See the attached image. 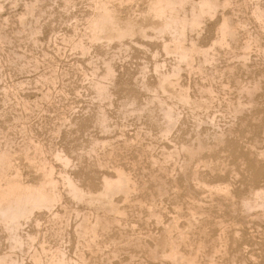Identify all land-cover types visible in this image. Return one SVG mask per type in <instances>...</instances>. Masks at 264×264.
<instances>
[{
    "label": "rangeland",
    "instance_id": "374dc122",
    "mask_svg": "<svg viewBox=\"0 0 264 264\" xmlns=\"http://www.w3.org/2000/svg\"><path fill=\"white\" fill-rule=\"evenodd\" d=\"M34 1V0H33ZM32 0H0V24L2 25V22H3V24L5 25V27H4V25H0V29H2L3 27H4V30H1L0 31V41H1V39H2V42H0V43H2V44H0V153H4L3 154V156L2 155H0V162H1V160H2V162L0 163V164H3V165H5V166H8V164H9V160H10V157H9V155H13V154H24V155H26V152H27V155H31L32 156V158L35 160L36 159V157H37V159H38V163H41L42 161L41 160H43L42 158H43V156H44V159H46L47 158V160H46V165H47V167H46V169L48 168V170H50V168H51V166L50 165H52V168L54 169V174H53V179L55 180L56 178V188L59 190V191H57V189H56V191H57V193L59 192V193H63L64 191H65V186H64V184L62 183V178H60V176L62 177V172H63V167L59 164V162H57L56 160L54 161V157H53V153L56 151V149H57V151L58 150H60V151H63L64 150V152L65 153H67V154H69L70 155V157H71V159H72V163L68 166L69 168L67 169V170H69V171H73L75 174H73V176H74V178H75V180H76V182H77V184L78 185H80V186H84L83 188H85V190L86 191H88V187L87 186H89V191L91 190V192H92V194L90 193L89 194V196H95V194L97 195L100 191L99 190H102L103 189V180H104V177L105 176H115V172H116V169H118V167H120L119 169H123V170H125V172L127 173H131L133 176L131 177V174L129 175L130 176V178H131V182H133V183H131V188H132V191H133V193H132V191H131V193H132V195H131V198H130V196H129V198L128 199H123V194H119L118 196H116V198L118 199L117 200V203L119 202V206L121 205L122 207H123V209H125L126 211L125 212H127V210H128V212H127V216H125V218H126V220H124V222L122 221L121 223L123 224L124 223V225L122 226V224L121 223H117V225H115V224H113V228L111 227V230L113 231H111V234L112 235H118V236H120V235H134V236H138V237H141V239H140V241H141V243L139 242V240L137 239L136 241H135V243L136 244H132V245H127V246H124L122 249H124V252H123V250L121 251L120 250V253L123 255H120V253H115V255L113 254L114 252H112V249H113V247H114V245H112L111 244V246H110V244H106L105 246L106 247H104L103 249H104V251H102V255L103 254H105V255H103V256H101V257H104L103 258V260H102V263L103 264H108L109 262L111 263L113 260V262L112 263H114V264H127L128 262V264H135V263H133L132 262V260H135L136 261V264H143L144 262H145V264H163V262H161L160 260H157V261H151V259H149L148 258V256L146 257L145 256V254H146V246L149 244V243H152L153 242V240H150V238H152L151 237V235H152V233L150 232L151 230H152V232L154 233V236H153V239H154V237H155V239H157V236L156 235H159L158 237L161 239V240H163V238H164V235H165V232H164V234H163V231H165V229H163L168 223H170L169 222V220L171 221V220H173V218L175 217V215L177 216V217H179V219H180V217L181 216H179V215H182V212L184 213L183 215V217H185L183 220L181 219V220H179V221H181L180 222V225H181V228L182 227H184V229L186 230L187 228V223H186V221L185 220H187L186 218H187V216H189V215H186L185 216V214L187 213V214H189L188 212V209H190V205L191 204H189V203H192V204H194V202H196V204L197 203H199V201H200V204H201V202H202V204L204 205H202V208H203V210H204V208H205V210L206 211H209L210 212V209H212V212H210V214L208 213V215H207V213H206V211H205V213H204V211H203V215L201 214V216L199 215V217H200V219H199V217H198V215H197V218H198V220L200 221L199 222V224L201 223V226L200 225H197L196 224V220H195V222H194V226L192 225L191 227H190V230L191 229H195V231H194V233H193V230H191V234H197V235H195V237H193L194 235H191V238H193L192 240H193V243H197V241H199V237H200V235H198V233L200 234V232H201V230H202V227H203V229L204 228H206V224H208L207 225V227L211 224V225H213V223L215 224V222H217V223H219L220 225H224L225 226V223H227V227H224L225 229H227V232L226 231H224V233L226 232L229 236H230V238L229 237H227L228 235L227 234H224V235H222L223 237L225 236V237H227V238H229V240H227V238H223V240H225L226 239V241L228 242H226V241H222V243L224 242V244H229V245H227V247H229V248H231L232 246H233V241L234 242H236V244L234 243V245H236L237 247H239L240 248V251H241V254H243L242 256L241 255H239V256H237L236 257V260H237V262H235V263H233V262H230V264H242L243 262H241V261H244V262H246L247 260H249V261H247L246 263H244V264H263L264 263V256H262V254L264 255V219H259V217L256 215L257 213H256V211L257 210H255V211H250V213L249 212H247L246 213V211L245 210H243V207H242V210H241V207L240 206H242V203L241 202H243V200H244V198H247V197H249L250 195L249 194H251V193H249L248 194V192H251L254 188H256V187H259V186H264V181H263V179H264V177H263V173H264V168H262V167H264V164H263V162H264V160H261L260 162V165H262V167L260 166V171L259 172H262L261 174L259 173V172H257V174L258 175H256V173H255V170L254 169H257L258 168V166H257V168L255 167V166H253V164H252V159H251V161H250V157L247 155V152H246V154L244 153V151H246V149H247V147H248V145H250V142L252 143V134H254V137H255V139H257V141L255 140V139H253V140H255V141H253V143L254 144H256V145H258L259 147H260V149H259V147L257 148V147H255L256 148V150H258V151H260V150H263L264 148L260 145V144H262L264 141H263V139L262 138H264V130L261 128L262 127V124L260 123V122H258V121H260L258 118H256V119H252L251 117H249L248 118V116H244V115H242V116H244V117H242V116H240L239 117V119H240V121L239 122H241V124H242V120H244L243 121V124H245L244 125V127L245 128H251V126H253V128H255V129H253V128H251L252 130H250V136L249 137H251V140H250V138H249V140H248V135H249V133H247V132H249V130H248V128H247V130H245V129H243L242 128V126H241V124L238 122V120L239 119H237L238 118V116H237V114H236V112H234L233 113V111H234V108L236 107V105H238V100L240 99L241 101H246V95H245V93L244 92H242V89H240L239 88V86L242 88V86H249V85H252V83H253V81L254 80H252V78H264L263 76L261 77V75L260 74H262L263 73V71H264V64H263V61H264V59L262 60V58H264L263 57V54H264V41H261L260 43H262V44H260V45H258V46H260V47H255V48H253L254 50L253 51H257V53H253V51L252 52H250V53H252V54H250V56H249V61H247V64H249V63H251V65H252V68H251V65L249 66V65H246V66H249V68L248 67H246L247 69H249V71L251 70V69H254V71H250V72H256V73H252L253 74V76L255 75V74H257L256 76H252V74L250 75L249 74V72H248V70H247V72H246V70L244 71V69H245V65L243 64V59H241L242 61H240L239 60V57L238 56H240V54L242 53V50H241V48L243 47L244 48V45H245V43L247 42H245V37H246V40L249 38V36H250V34L252 35V36H255L256 35V33H257V36L259 37V41L262 39V37L264 38V32H263V30H262V28L260 27V24L252 17V15H251V10H252V7L254 6H256L255 4L256 3H258V5L259 6H262L263 8H264V0H258L256 3L255 2H252V4L254 3V5H252L251 3H248V2H246V0H239L240 2H241V4L239 3V1L238 0H230V2L232 3V6H228V8H226L225 10H224V8H221V7H223L221 4L223 3V0H219V1H221V3H220V5H221V7L219 6V9H218V11H217V13L218 14H216L214 17H209V16H207L204 20H203V27L202 28H204L203 30H202V28H199L198 29V31H196V30H193V31H191L190 30V32L188 33V36H187V41L188 42H190V40H191V36H193L192 37V39L194 38L196 41H197V43H198V45L200 46V47H204V48H209L210 46H212L213 45V43H214V41H216L215 39H217V37H218V35L219 34H217L216 32H218V28H219V26H220V24H221V22H222V20H223V14H221V12L223 11V13L225 12L227 15H230V14H232V15H234V17L232 16V15H230V18L232 19V20H236V21H233V22H237V23H239V22H241V21H245V20H247V19H249V18H251V20L249 19L248 21H245L246 22V29H244V30H239V32L237 33V35H236V37H235V40H232V42H231V46H230V48L232 47V49L233 48H235V46H236V48L233 50L235 53H237V54H234V52L230 49V48H227V49H224L226 52H229V53H224V50H221V49H223L224 47H221V49L219 48V47H216V49L215 50H213V56L214 57H212V59H211V61L210 62H204V60L201 58V57H199V60H198V58H197V61H196V69L199 67V69H197L196 70V72L195 73H193V72H191L190 70H189V68H187V67H183V69H182V71H181V80H180V84L182 85V86H187V85H189V87H190V93H191V96L193 97V101L195 100V101H198L199 99L201 100V98H204V96L203 95H205L203 92H200L202 89L200 88V86L202 85H209V86H211V87H213V90H214V95L217 93H219L218 95H215V97H216V99H215V103L213 104V109L211 110V112L209 113L212 117H214L215 118V120H213V121H211L210 120V118H208V116H207V113L205 112V111H199V110H194V108L190 111L189 109H191L192 107H190V105L188 104H183V107H182V104L179 102L178 104H177V100L173 97V96H170L169 94H166L165 95V93H163V91L160 89V85H159V78L161 77V74L162 73H166V72H169V71H171L175 66H172V65H176V63H177V57L174 55V54H167V53H165V51H164V49H163V47L162 46H160V44L162 43L161 41H163V40H170L172 37H171V35L170 34H163V33H160L159 31L157 32V31H154V29L153 28H151V27H149L148 26V29L149 28H151V29H147V33H148V35H149V38H150V40H149V38H147V37H142L141 35H139V34H137L134 38L132 37V38H127L129 41H126L127 39H125V40H123V41H121L118 37H116V36H112V38L111 39H109V38H107V37H105V40L103 39V35H105L104 33H105V31H106V29H105V25L103 26V24H105V22H103L104 21V19H103V17H104V15L103 16H100V14L102 15L103 13H104V9H103V5L105 4L104 2H108V1H106V0H91V2H90V0H75V2H73L74 0H72V3L69 5L67 2H68V0H35V2H33ZM95 1V2H94ZM102 1H104V2H102ZM125 1H126V4H125ZM129 1H131V0H129ZM128 0H121V1H119V0H117V1H113L114 3L113 4H115V2H116V4H115V6H118V5H120L121 3L122 4H124V5H120L121 7H119V9L120 10H122L121 12H122V14L123 15H130V16H132L131 15V12H132V14H134V16H136V17H139L140 19L143 17V15L142 14H144V11H145V7L148 5V1H150V0H133V2L131 1V2H129ZM136 1V2H135ZM140 1V2H139ZM192 1V3H195V2H197L198 0H194V2H193V0H191ZM236 1V2H235ZM245 1V2H244ZM263 1V2H262ZM29 2H30V4H29ZM31 2H33V3H36V4H38V7L37 8H35L34 9V7H36L35 6V4H31ZM99 2V3H98ZM119 2V3H118ZM124 2V3H123ZM135 2V3H134ZM237 3V5L235 4V3ZM40 3V4H39ZM104 3V4H103ZM241 5H239V4ZM245 3H248V4H250L251 6L249 7V5L248 4H245ZM63 4H65V5H67L66 6V8H64V6H63ZM100 4V5H99ZM102 4V5H101ZM112 4V3H111ZM128 4V5H127ZM132 5V7H131V5ZM147 4V5H146ZM234 4L236 5V6H234ZM29 7H28V6ZM33 7H32V6ZM41 5V6H40ZM73 5H74V7H73ZM76 5H78V6H76ZM97 5H98V7H97ZM231 5V4H230ZM240 6V8H238L239 6ZM245 5H246V7H245ZM39 6L42 8H39ZM69 6V7H68ZM100 6H101V8H100ZM129 7V8H127V7ZM142 6H144V7H142ZM234 6V7H233ZM247 6H248V8H247ZM30 8V7H32L33 8V10L35 11H32V12H34L33 13V15H32V13L28 10V9H26V8ZM123 7V8H122ZM135 7V8H134ZM137 7V8H136ZM139 7V8H138ZM230 7H232V8H230ZM242 7H245L244 9L242 8ZM67 8H70V11H69V9H68V11L67 10H65V9H67ZM72 8V9H71ZM130 8H132V10L130 9ZM236 10V12H234L235 10ZM242 8V9H241ZM250 8V9H249ZM45 10V12H44V10ZM96 9H98L99 10V12H97L98 10H96ZM234 10V11H232V10ZM249 9V10H248ZM25 10H27L26 12H27V14H26V12H25ZM41 10V12H42V10H43V13H41V15H40V12H38V11H40ZM124 10L126 11V12H124ZM129 10H130V12H129ZM239 11V13H238V11ZM95 11H96V13H98V14H96L95 13ZM136 11V12H135ZM143 11V12H142ZM219 11H221V12H219ZM242 13H241V12ZM247 11H248V13H247ZM250 11V12H249ZM24 12V13H23ZM28 12H29V14H28ZM245 12V13H244ZM130 13V14H129ZM241 13V14H240ZM243 13H244V16L246 17H244L243 16ZM250 14L251 16H249L248 17V15L247 14ZM26 16H25V15ZM91 14V15H90ZM185 14V12H182L181 13V15H184ZM237 14H238V16H237ZM246 14V15H245ZM29 15L31 16L32 15V17H29ZM96 15V16H95ZM141 15V16H140ZM235 15H236V17H235ZM25 17V19L23 20V18ZM35 16H37V17H35V21H36V19H37V23L35 24V21H34V17ZM38 16H39V18H38ZM41 16V17H40ZM97 16H100L101 18L99 19V17H98V19H99V21H98V19L96 18ZM26 17H28V18H26ZM80 17V18H79ZM245 19H244V18ZM33 18V19H32ZM94 18V19H93ZM212 18V19H211ZM214 18V19H213ZM22 19V21H19V20H21ZM32 19V20H31ZM78 19V20H77ZM97 19V20H96ZM238 19H240V21H238ZM30 20L32 21L31 23H30ZM96 20V21H95ZM24 21V25L25 26H27V30H26V28L25 29H23V22ZM29 21V22H28ZM92 21H95V22H92ZM102 21V22H101ZM217 23H216V22ZM255 23L254 25H253V23ZM256 21V22H255ZM33 22H34V24H33ZM38 22H39V27H40V25H41V29L38 27ZM96 22H98L99 23V25L98 26H96L95 27V23ZM209 22V23H208ZM215 22V23H214ZM249 22H250V24H249ZM89 23V24H88ZM92 23H94V24H92ZM206 23V24H205ZM258 25H257V24ZM27 24V25H26ZM30 24V25H29ZM216 24V25H215ZM249 24V25H248ZM35 25V26H34ZM94 26L95 28H91V26ZM101 25V26H100ZM24 26V27H25ZM28 26H30V28L28 27ZM32 26H34V28H32ZM75 26H77V28H75V31H74V28L73 27H75ZM90 26V27H89ZM92 26V27H93ZM100 26V27H99ZM259 26V27H258ZM38 27V28H37ZM98 27V29L99 30H97L96 28ZM102 27V28H101ZM104 27V28H103ZM249 27V28H248ZM251 27H253L252 29L253 30H251ZM254 27H256V28H254ZM258 27V28H257ZM22 28V29H21ZM35 28H37V29H35ZM211 28V29H210ZM248 28V29H247ZM30 29L32 30H35V31H30ZM104 29H105V31H104ZM251 30V32L252 33H246V32H250V30ZM260 30L261 32H263V33H261L260 31H258V30ZM97 30V31H96ZM100 30H101V32L102 33H99L100 32ZM202 30V32H200ZM258 32H257V31ZM3 31V32H2ZM21 31V32H20ZM27 31H30V32H27ZM95 31V32H94ZM152 31H154V32H152ZM242 31H244V33L242 32ZM32 32H33V34H32ZM92 32H94V33H92ZM200 32V33H199ZM7 33V34H6ZM9 33V34H8ZM28 33H30L31 35H28ZM34 33H36V34H34ZM96 33L98 34V35H96ZM199 33V34H198ZM255 33V34H254ZM86 34V35H85ZM94 34H95V36H94ZM101 34V35H100ZM240 34H241V36L244 38H242V37H239L240 36ZM245 34V35H244ZM260 34V35H259ZM1 35H2V38H1ZM5 35H7V37H5ZM11 36V39H10V36ZM14 37H13V36ZM31 36V37H28V36ZM100 35V39L98 40V37H96V36H99ZM139 35V36H138ZM154 36V38H153V36ZM160 35V37H161V35L163 36V37H161V39H163V38H165V39H163V40H161L160 39V37L158 38V36ZM198 35V36H197ZM214 35V36H213ZM247 35V36H246ZM27 36V37H26ZM32 36H33V38H32ZM69 36V37H68ZM89 36L90 37H92V36H94L95 38H97V40H95V38L94 37H92L91 39H92V41H91V39L89 38ZM152 36V37H151ZM156 36V37H155ZM22 37V38H21ZM25 37V39H23ZM66 37V38H65ZM88 37V38H87ZM102 37V38H101ZM116 39H115V38ZM197 37H199V38H197ZM238 37V38H237ZM5 38V39H4ZM6 38H9L10 40H8V39H6ZM12 38H17L16 40L14 39H12ZM21 38V39H20ZM32 38V40H30ZM106 38L107 39H109V40H106ZM113 38H114V41H113ZM143 38V39H142ZM156 38L158 39V40H156ZM214 38V39H213ZM237 38V39H236ZM240 38V39H239ZM80 39L82 40V44L86 47V45H87V47L89 48V51L87 52V48H86V51H85V47L84 46H82V44H81V41H80ZM103 39V40H102ZM117 39H119V40H117ZM141 39H142V41H141ZM213 39V40H212ZM11 40H13V41H11ZM101 40V41H100ZM132 40H134V43H133V41ZM137 40V42H135ZM236 40H237V42H238V40H239V43H236ZM262 40H264V39H262ZM77 41H79L80 42V44L81 45H75V44H79V42L77 43ZM96 41V42H95ZM100 41V42H99ZM108 41H110L109 43H108ZM151 41H152V43H151ZM234 41V42H233ZM244 41V42H243ZM88 42V43H87ZM95 42V43H94ZM118 42H119V44L121 45H119L118 44ZM143 42V43H142ZM150 42V43H149ZM153 42L154 43H156V42H158L159 44H156V46H154V45H150V44H153ZM243 42V43H242ZM8 43V44H7ZM89 43H92V44H89ZM98 43V44H97ZM105 43V44H104ZM108 43V44H107ZM148 43V45H146ZM212 43V44H211ZM125 44H127V46L128 47H131V48H128ZM140 44H144V45H140ZM203 44V45H202ZM210 44V45H209ZM235 44V45H234ZM237 44H239V45H237ZM77 46L76 48H75V46ZM89 45V46H88ZM95 45V46H94ZM130 45V46H129ZM134 45V46H133ZM146 45V46H145ZM242 45V46H241ZM261 45H263L262 47H261ZM2 46V47H1ZM80 46H81V49H79L80 48ZM107 46H109V47H107ZM118 46V47H117ZM147 46H149V47H147ZM159 46V47H158ZM206 46V47H205ZM209 46V47H208ZM239 48H238V47ZM240 46H241V48H240ZM83 47V48H82ZM103 47V48H102ZM120 47V48H119ZM149 48V50H147V49ZM237 48L239 49V50H237ZM242 48V49H243ZM158 49V50H157ZM261 50L260 52H261V56H259V51L258 50ZM216 50L218 51V52H216ZM228 50H230V51H232V52H230V51H228ZM236 50L238 51V52H236ZM241 50V51H240ZM243 50H245V49H243ZM18 51V52H17ZM83 51H85L84 53H83ZM158 51V52H157ZM221 53H220V52ZM17 52V53H16ZM153 52H155V53H153ZM214 52H216V53H214ZM13 53H14V55H13ZM20 53H22V54H20ZM83 53V54H82ZM221 54V56H220V54ZM231 53H232V55L234 56V58L236 59L237 57H238V62L240 63V65H239V63L237 62V61H235V59L234 58H232L231 57ZM99 54V55H98ZM224 54V55H223ZM24 55H26V56H24ZM94 55V56H93ZM211 55V56H212ZM229 57H228V56ZM235 55H237L236 57H235ZM260 57L259 59H258V57ZM18 56V57H17ZM170 56V57H169ZM217 56V57H216ZM226 56V57H225ZM253 56H256L255 58H252ZM18 58L17 59V62H15V60L16 59H12V58ZM19 57H20V59H19ZM24 59H23V58ZM96 57V58H95ZM156 57V58H155ZM173 57V58H172ZM218 57H220V58H218ZM225 57V58H224ZM228 57V58H227ZM22 58V59H21ZM94 58V59H93ZM175 58V59H174ZM216 58H217V60H216ZM231 58V59H230ZM37 59V60H36ZM93 59V60H92ZM155 59V60H154ZM172 59V60H171ZM227 59V60H226ZM233 59V60H232ZM260 59H261V61H260ZM40 60V63L38 62ZM90 60V61H89ZM110 62H108V61ZM158 60H159V63H163L165 66L164 67H162L160 70H162V71H160V72H157L156 70H155V63L157 62L158 63ZM224 60H225V62H224ZM252 60V61H251ZM23 61H25V62H23ZM37 61V62H36ZM93 61H94V63H93ZM156 61V62H155ZM198 61H202L203 63H205V64H202V62L199 64L198 63ZM233 61V62H232ZM253 61L255 62V63H253ZM258 61H260V63L258 62ZM234 62H236V63H238V64H236V63H234ZM241 62H242V64L244 65H242L241 64ZM249 62V63H248ZM21 63H22V65H21ZM39 63V64H38ZM108 63V64H107ZM146 63V64H145ZM170 63V64H169ZM214 63V64H213ZM226 63H228V64H226ZM234 63V64H233ZM253 63V64H252ZM26 64V65H25ZM93 64H94V66H95V69H94V67H93ZM96 64V65H95ZM105 64V65H104ZM112 64H113V66H112ZM197 64H199V65H197ZM259 64V65H258ZM146 67V68H143L144 66ZM228 67H227V66ZM231 65L234 67V68H237V67H239V69L241 70V72H240V70H238V68L235 70V69H233V71L232 72H230L229 70L230 69H232V67H231ZM255 65V66H254ZM257 65V66H256ZM36 66V67H35ZM209 66H210V68H209ZM213 66V67H212ZM216 66L218 67V68H216ZM225 66V67H224ZM258 66H259V69H258ZM262 66V67H261ZM34 67V68H33ZM78 67H79V70H77L78 69ZM106 67V68H105ZM109 67H111V68H113L114 69V71H115V74H114V76L112 77V78H110L109 80H108V83H110V84H108L109 85V88H111V93L107 96V98L106 97H104V96H102V97H100V95L97 93V91H96V87H95V82L97 83L99 80H101L103 77H104V73H105V71H106V69L107 68H109ZM200 67H201V69H200ZM204 67V68H203ZM205 67H206V69L207 70H209V72L208 71H206V72H204V70H205ZM208 67V68H207ZM231 67V68H230ZM254 67H256V68H254ZM84 68V69H83ZM96 68H97V70H96ZM187 68V69H186ZM214 69V70H210V69ZM230 68V69H229ZM75 69H76V71H75ZM92 69V70H91ZM143 69V70H142ZM204 69V70H203ZM217 69V70H216ZM227 71H226V70ZM256 69H258V70H260V69H262V73L261 72H257L258 70H256ZM117 70V71H116ZM145 70V71H144ZM165 70V71H164ZM185 70L187 71V72H185ZM202 70V71H201ZM239 72H238V71ZM53 71H55V72H53ZM95 71V72H94ZM144 71V72H143ZM198 71H200V72H198ZM214 73V74H212V72ZM218 71H220V72H218ZM226 71V72H225ZM235 71H237V72H235ZM261 71V70H260ZM146 72V73H145ZM157 72V73H156ZM197 72L199 73V74H197ZM202 72V73H201ZM211 72V73H210ZM225 73V74H223V73ZM229 72H230V74H229ZM235 72V73H234ZM84 73V74H83ZM139 73H142V75L140 76V74ZM200 73H201V75L204 77H202V76H200ZM233 73V78H232V76H231V74ZM243 73V74H242ZM250 75V77H251V79L249 78H246V77H248L249 75ZM259 73V74H258ZM52 74V75H51ZM88 74V75H87ZM95 74V75H94ZM98 74V75H97ZM160 74V75H159ZM192 74V75H191ZM193 74H194V76H193ZM210 76H209V75ZM220 74H222V75H220ZM227 74H229V75H227ZM238 74H240L239 76H241V78H244V80L243 79H241L240 80V78H239V82H242V83H238ZM244 74H246L245 76H243ZM51 75V76H50ZM84 75H85V78H84ZM96 75H97V77H96ZM102 75H103V77H102ZM116 75V76H115ZM143 75H144V81H146L147 80V84H149V85H151L150 87H153V89L151 88H147V87H145V89H143L144 88V85H143V83H142V81H141V78L143 77ZM189 75V76H188ZM198 75V76H197ZM206 75V76H205ZM218 75H220L219 77H218ZM237 75V76H236ZM46 76V77H45ZM136 76V77H135ZM156 76V77H155ZM158 76H160L159 78H158ZM214 76V77H213ZM223 76V78H221ZM228 76V77H227ZM236 76V77H235ZM260 76V77H259ZM45 77V78H44ZM138 77V78H137ZM139 77H140V79H139ZM208 77H210V78H208ZM227 77V78H226ZM229 77H231V79L229 78ZM50 78V79H49ZM53 78V79H52ZM88 78V79H87ZM91 78V79H90ZM93 78V79H92ZM95 78H97V79H95ZM135 78H136V80L137 81H135ZM187 78V79H186ZM202 78V80L201 81H203V82H201L200 81V79ZM215 78V79H214ZM47 80V82H46V80ZM55 79V80H54ZM159 79V80H158ZM204 79V80H203ZM208 79V80H207ZM214 79V80H213ZM222 79V80H221ZM226 79H229V80H226ZM49 80H54V81H49ZM91 80H92V82H91ZM139 80V81H138ZM190 82H189V81ZM216 80H217V82H216ZM244 82H243V81ZM248 82H247V81ZM264 80V79H263ZM83 81V82H82ZM95 81V82H94ZM113 81H116L115 83L113 82ZM199 83H197V82ZM205 81H208V84H207V82H205ZM212 81V83H210ZM213 81H215V82H213ZM221 81H223V82H221ZM226 82V84H225V82ZM229 81H231L229 84H231V87H230V85L228 84V82ZM234 81H236V83H234L233 84V82ZM252 81V82H251ZM73 82V83H72ZM93 82H94V84H93ZM192 82H194V84L192 83ZM219 82V83H218ZM48 83V84H47ZM197 83V84H196ZM210 83V84H209ZM218 83V84H217ZM93 84V85H92ZM138 84V85H137ZM142 84V85H141ZM146 84V85H147ZM201 84V85H200ZM212 84V85H211ZM223 84H225V85H227L226 86V91H225V89H224V85L222 86ZM235 84H237V85H235ZM246 84V85H245ZM91 85V86H90ZM113 85H114V87H113ZM196 85H199V86H196ZM239 85V86H238ZM17 86V87H16ZM83 86V87H82ZM87 86V87H86ZM94 86V87H93ZM201 86V87H202ZM219 86V87H218ZM220 86H221V88H220ZM229 86V87H228ZM236 87L237 89L239 88V90H237L236 88H234V87ZM66 87V88H65ZM89 87V88H88ZM113 87V88H112ZM139 87V88H138ZM142 87V88H141ZM154 87H155V89H154ZM193 87V88H192ZM198 87V88H197ZM223 87V88H222ZM71 88V89H70ZM82 88H84V89H82ZM115 88V90H113ZM156 88H158V89H156ZM217 88V89H216ZM232 89V90H229V91H227L228 89ZM7 89V90H6ZM16 89V90H15ZM75 89H77L76 91L78 92V93H76V91H75ZM138 89H140V90H138ZM191 89H193V90H191ZM197 91H196V90ZM201 89V90H200ZM219 89V90H218ZM13 90V91H12ZM46 90V91H45ZM74 90V91H73ZM79 90V91H78ZM142 90V91H141ZM147 90H148V92H147ZM153 90H155L154 92H153ZM195 90V92L193 93V91ZM222 90V91H221ZM224 90V91H223ZM233 90H234V92H233ZM12 91V92H11ZM72 91V92H71ZM93 91V92H92ZM96 91V92H95ZM137 91V92H136ZM14 92V93H13ZM83 92V93H82ZM128 92H131V94L129 93V95L130 96H128L129 98H124V93L126 94V93H128ZM199 93V95H198V93ZM216 92V93H215ZM222 92H224V93H222ZM226 92H227V94H226ZM230 92V93H229ZM13 93V94H12ZM46 93V94H45ZM96 93H97V95H96ZM157 93H159L160 95H158ZM161 93H163V95L161 94ZM201 93H203V94H201ZM241 94V96H240V94ZM43 94V95H42ZM78 94V95H77ZM147 94H148V96H147ZM201 94V95H200ZM222 95V97L224 98V99H222V97H221V95ZM224 94H225V96H224ZM40 95V96H39ZM47 95V96H46ZM50 97H49V96ZM128 95V94H127ZM195 95V96H194ZM234 95H236V97L234 96ZM246 97H245V96ZM262 95V96H261ZM43 98H42V97ZM46 96V97H45ZM133 96H135L136 97V100H137V102H133V100L135 99H133L132 97ZM138 96V97H137ZM170 96V99L168 98H166V97H169ZM206 96V95H205ZM259 96H260V98H263L264 97V95L263 94H259ZM259 96H258V102H260L261 101V99H259ZM49 97V98H48ZM201 97V98H200ZM207 97V96H206ZM220 99H219V98ZM227 99H226V98ZM234 97H235V99H234ZM239 97H241V98H239ZM245 97V99H242V98H244ZM40 98H42V101L40 100ZM47 98V99H46ZM138 98H139V100H138ZM145 98H147V99H145ZM154 98V99H153ZM163 99L164 98V100H162L163 101V103L159 100L158 101V99ZM229 98V99H228ZM238 100H237V99ZM102 99V100H101ZM108 99V100H107ZM174 99V100H173ZM197 99V100H196ZM257 99V98H256ZM45 100H47V101H45ZM72 100V101H71ZM124 100V101H123ZM148 100V101H147ZM166 100V101H165ZM222 102H221V101ZM223 100H225V101H223ZM228 100V101H227ZM233 101L234 103V107L232 106V103L230 102V101ZM262 100H264V98L262 99ZM24 101H27L26 102V104H25V102ZM103 101H105V102H103ZM139 101V102H138ZM155 101V102H154ZM236 101V102H235ZM240 101V102H241ZM24 102V103H23ZM30 102V103H29ZM45 102V103H44ZM48 102V103H47ZM121 102H122V104H121ZM144 102V103H143ZM152 102V103H151ZM154 102V103H153ZM175 102V103H174ZM218 102V103H217ZM231 103V105H229V103ZM23 103V104H22ZM50 103V104H49ZM126 103H128V104H126ZM141 103V104H140ZM222 103V104H221ZM225 103H227V106H226V104ZM63 104V105H62ZM126 104V105H125ZM145 104H146V106H145ZM161 106H160V105ZM167 104L169 105V106H175L176 107V110L178 111L177 113L180 115V113H181V115H182V112H183V115H182V117H181V115H180V118L182 119L183 117L184 118H186V119H188L187 121H186V119H182L183 121H186V124L185 123H182V120H181V123L180 124H178L173 130H172V132L170 133V135H169V137L168 136H162V133H161V130H162V128H163V126L165 125V108L167 107ZM177 104V105H176ZM220 104V105H219ZM260 104H262L263 105V108H264V104H263V102L261 101L260 102ZM259 104V108H258V111H263V108L261 109V105ZM23 105H25V106H23ZM54 105V106H53ZM62 105V106H61ZM124 105V106H123ZM152 105V106H151ZM165 105V106H164ZM224 106L223 107V109H225V110H223L222 109V106ZM26 106H28V109H26ZM56 106H58V107H56ZM61 106V107H60ZM68 106V107H67ZM103 106V107H102ZM134 106V107H133ZM145 108H144V107ZM188 108H187V107ZM218 108H217V107ZM219 106H221V107H219ZM25 107V108H24ZM67 107V108H66ZM136 107V108H135ZM143 107V108H142ZM151 107V108H150ZM155 107V108H154ZM178 107V108H177ZM190 107V108H189ZM104 108V109H103ZM150 110H149V109ZM216 108V109H215ZM226 108H227V110H226ZM57 109H59V110H57ZM121 109V110H120ZM133 109H135V110H133ZM144 109H146V110H144ZM148 109V110H147ZM160 109V110H159ZM162 109V110H161ZM165 109V110H164ZM179 109V110H178ZM182 109H185V110H182ZM229 109V110H228ZM260 109V110H259ZM124 110V111H123ZM144 110V111H143ZM153 110V111H152ZM181 110V111H180ZM219 110V111H218ZM221 110V111H220ZM29 111V112H28ZM98 113H97V112ZM99 111H100V113H99ZM105 111V112H104ZM138 111V112H137ZM180 111V112H179ZM189 111H190V113H189ZM195 111V112H194ZM222 111L225 113H222ZM145 113V115L146 116H144V113ZM150 113V115H151V117H152V115H153V117L151 118L150 117V115H149V113ZM151 112H153V114L151 113ZM158 112H160V113H158ZM229 112V113H228ZM62 113V114H61ZM66 113H67V115H66ZM102 113H104V114H102ZM130 113H132V114H130ZM142 113V114H141ZM154 113H155V115H154ZM158 113V114H157ZM193 113V114H192ZM231 113V114H230ZM139 114V115H138ZM191 114V115H190ZM194 114H196V116L194 115ZM224 114V115H223ZM235 114V115H234ZM98 115H100V116H102V115H104L105 116V118H106V120L103 122V124L102 123H100V122H98L99 120H97L98 119V117H100V116H98ZM142 115V116H141ZM194 115V116H193ZM199 115V116H198ZM202 115V116H201ZM207 117H206V116ZM218 115L220 116V117H218ZM221 115H222V117H221ZM232 115V116H231ZM63 116V117H62ZM66 116V117H65ZM98 116V117H97ZM197 116H198V118H197ZM237 116V117H236ZM90 117V118H89ZM92 117V118H91ZM148 117V119H146ZM155 117V118H154ZM216 117H218V119L216 118ZM227 117H228V119H227ZM107 118H109V119H107ZM202 119V118H204V119H202L203 120V125H204V127H201V126H203V125H201L200 127H198V123H197V119ZM208 118V119H207ZM232 118H236L235 120L238 122V124L239 125H237V122L234 120H232L233 122H234V125H233V122L230 120V119ZM248 119V121H247V119ZM141 119V120H140ZM151 119V123L149 122L148 123V121ZM155 119L156 120V122H155V120L153 121V120ZM192 119V120H191ZM250 119H252V120H250ZM109 120V121H108ZM148 120V121H147ZM162 120V121H161ZM189 120H190V122H189ZM210 120V121H209ZM218 120H219V122H218ZM223 120V121H222ZM225 120H226V122H225ZM107 121V122H106ZM152 121L154 122L153 124H152ZM194 121V122H193ZM204 121H205V124H204ZM222 121V122H221ZM229 121H231L230 122V124H228V122ZM245 121H247V122H245ZM96 122V123H95ZM159 124H158V123ZM163 122V123H162ZM193 122V124H191ZM209 122V123H208ZM245 122V123H244ZM250 122H251V125H250ZM252 122H258V124H260V125H258L257 123V126L258 127H256V124L255 123H253V124H255V125H253L252 124ZM64 123V124H63ZM100 123V124H99ZM195 123H197V124H195ZM224 125H223V124ZM99 124V125H98ZM108 125V127H106L107 125ZM111 124V125H110ZM155 124H156V126H155ZM185 124V125H184ZM187 124H189V125H187ZM191 124V125H190ZM195 124V125H194ZM211 124V125H210ZM216 124V125H215ZM222 124V125H221ZM59 125V126H58ZM97 125V126H96ZM181 125V126H180ZM227 125H229V126H227ZM249 125V126H248ZM57 126L59 127V128H57ZM100 126H101V128H100ZM111 126V127H110ZM185 128H184V127ZM187 126H189V128L187 129L186 127ZM191 126V127H190ZM193 126V127H192ZM215 126H217V127H215ZM219 126V127H218ZM222 126H224V127H222ZM230 126H231V129L233 130V132L235 133V131H236V133L235 134H233V132L231 131V129H229L230 128ZM236 126H238L239 127V129H241V131L243 132V130H244V132L243 133H246L247 134V139H245L246 137L245 136H242L243 134L242 133H240L241 131L236 127ZM261 126V127H260ZM98 127V128H97ZM159 127V128H158ZM195 127V128H194ZM198 127V128H197ZM222 127V128H221ZM234 127H236L237 129H235ZM103 128V129H102ZM179 128V129H178ZM182 129V131H184V132H181V129ZM204 128H206V130H208L207 132H206V130L204 129ZM211 129V131H212V129H214L213 131H212V133H211V131H210V129ZM217 130H216V129ZM221 128V129H220ZM257 128H259V130L261 129L262 130V132H261V130L259 131ZM60 129V130H59ZM178 129V130H177ZM195 129V130H194ZM201 129H204L203 131H204V133L203 132H201V134L203 135V137L205 136V137H207L206 135H207V133H208V138H211V137H213V135H215L217 132L216 131H219L218 133H222L223 135H224V137L226 138V140L228 141V139H229V137H232L233 136V138H231V139H233V142L236 140V142H234V143H232V141H230V139H229V144L231 143V145H230V149L228 150V153L226 154V152H224L223 153V149L222 148H220L216 153H208V152H205V153H203V155H204V157H203V162H204V160H206V158L205 157H207V159H208V157H210L209 158V160L212 158V159H214L213 161H215L216 160V158L218 157V158H223L222 160H224L225 161V163L228 161H230L229 162V168L227 167L225 170V174H224V171L222 172L221 171V173H218V172H216L215 170H214V172L215 173H213V171L211 172V170H209V169H212V168H209L208 169V167H204L205 165L204 164H200V160H196L195 161V165H196V162L198 161V163H197V165L195 166L194 165V167L196 168L197 166H199V168H201V170L200 169H198V167H197V169L199 170V172H201V174H204V180L206 181V183L207 184H209V187H206L204 190H207L208 188H214V187H210V185H212V186H217V185H222V184H225L224 182H222V181H225V182H227V183H229L230 184V188H231V195H230V197H231V199L230 198H225L224 200H223V198H222V196L221 195H219V194H216L215 192H213L212 194H210L211 192H209V190L210 189H208V191H205L206 193L207 192H209V193H207V197L205 196L206 194H204L205 192H204V190L203 191H200L199 190V192H196V191H193V185L194 184H192V183H190V182H188V181H185V178H184V171H182L183 169H180V165H181V162H182V164L184 163V160L187 158V157H184V156H187L186 155V153L181 149L182 148V146L183 145H185V144H189V143H193V142H195V139H196V137H197V135L199 136L200 135V130ZM226 129H229V131H226ZM235 129V130H234ZM54 130H55V132H54ZM177 130V131H176ZM192 130V131H191ZM221 130H224V131H221ZM176 131V132H175ZM190 131H191V133H192V135H191V133H190ZM196 131V133H194ZM202 131V130H201ZM209 131H210V135H209ZM251 131H252V133H251ZM256 131H258L259 133V135L257 134V132ZM54 132V133H53ZM226 132H227V134H226ZM231 132V133H230ZM238 132V133H237ZM254 132V133H253ZM177 133V134H176ZM180 133V134H179ZM213 133H215V134H213ZM239 133H240V135H239ZM55 134H56V136H55ZM140 134V135H139ZM186 134V135H185ZM206 134V135H205ZM238 134V135H237ZM246 134H244V135H246ZM260 134H263V137L262 136H260ZM137 135H138V139H137ZM202 135H200L201 137H202ZM260 136L259 138H258V136ZM28 136H30V137H28ZM96 136V137H95ZM211 136V137H210ZM240 137V140H238V138ZM257 136V137H256ZM127 137V138H126ZM129 137H130V139H129ZM241 137H245L244 138V140H247V141H243L242 142V138ZM28 138H30V139H28ZM31 138H32V140H31ZM99 138H102L101 140L99 139ZM109 138H110V140H109ZM167 138H169V139H167ZM174 138V139H173ZM188 138H189V140H188ZM235 138H237V139H235ZM95 139H97V141L99 142L97 145H95V142L94 141H96ZM105 139V140H104ZM108 139V140H107ZM125 139H126V141H125ZM142 139V140H141ZM182 139H183V142H182ZM235 139V140H234ZM260 141H259V140ZM262 139V140H261ZM6 140V141H5ZM25 140H27L26 142H25ZM29 140V141H28ZM102 140H104L103 141V143H102ZM108 142H110V143H107V141ZM135 140V141H134ZM185 140V141H184ZM187 140V141H186ZM40 141V142H39ZM125 141V142H124ZM172 141V142H171ZM241 141V142H240ZM260 143H259V142ZM262 141V142H261ZM22 142H23V144H22ZM28 142V144H26ZM33 142H35V144L33 143ZM37 142V143H36ZM38 142H39V145H41V146H38L37 144H38ZM131 142H133V143H131ZM189 142V143H188ZM247 144H246V143ZM256 142V143H255ZM9 143V144H8ZM42 143V144H41ZM105 143V144H104ZM126 143H128V144H126ZM178 143V144H177ZM185 143V144H184ZM242 143H244V144H246V145H242ZM25 144V145H24ZM33 146H32V145ZM92 144V145H91ZM112 144H114V146L112 145ZM117 144V145H116ZM119 144H121V145H119ZM132 144V145H131ZM164 144H165V146H164ZM176 144V145H175ZM232 144H233V147H232ZM264 144V143H263ZM21 145H22V147H21ZM27 145V146H26ZM29 145V146H28ZM43 145V146H42ZM94 145V146H93ZM101 145V146H100ZM103 145L105 146L104 148H103ZM109 145H112L114 148H112V146H109ZM128 145V146H127ZM133 145H135L134 147H133ZM143 147H142V146ZM236 145H238V146H236ZM8 146H10L9 148H8ZM35 146H37V147H35ZM92 146V147H91ZM97 146V147H96ZM100 146V147H99ZM109 146V147H108ZM115 146H120V147H118V150H116L117 149V147H115ZM127 148H126V147ZM146 146H148V147H146ZM152 146V147H151ZM171 146V147H170ZM181 146V147H180ZM241 146V147H240ZM242 146H243V149L244 150H242L241 148H242ZM245 146V147H244ZM16 147H18V148H16ZM25 147H26V149H25ZM29 147H30V149H32L33 148V150L31 151L30 149H29ZM46 147V148H45ZM56 147V148H55ZM99 147V148H98ZM123 147V148H122ZM131 148V149H129V148ZM240 147V148H239ZM261 147H262V149H261ZM16 148V149H15ZM20 148V149H19ZM23 148H24V150H23ZM38 148V149H37ZM42 148V149H41ZM89 148V149H88ZM91 148V149H90ZM96 148L98 149V150H96ZM144 148V149H143ZM175 148H180L181 150H179V153H177V155H176V157L174 158V159H172L171 161H167V160H165V157L163 156V151L164 150H173V149H175ZM237 148L239 149V150H241L242 152H243V155H242V153L240 154V155H242L243 157L245 156V160H243V157H241L240 155H239V153H240V151L239 150H237ZM5 149H6V152H10L9 154L8 153H6L5 152ZM7 149H8V151H7ZM20 150V151H18V152H16L15 150H14V152L12 151V150ZM27 149L30 151H27ZM34 149H37V150H34ZM39 149H41L42 150V156H41V151L39 150ZM47 149V150H46ZM93 149H95V150H93ZM99 149H101V150H99ZM123 151H122V150ZM126 149V150H125ZM128 149V150H127ZM234 149H236V151H239V152H237V154L239 155V156H236V155H233L234 153H236V152H234L233 153V150ZM4 150V151H3ZM26 150V151H25ZM53 150V151H52ZM70 150V151H69ZM72 150V151H71ZM89 150V151H88ZM102 150H104V151H102ZM111 150H113V151H111ZM121 150V151H120ZM130 150H132V151H130ZM143 150H145L144 152H143ZM163 150V151H162ZM248 150V149H247ZM22 151V152H21ZM40 151V152H39ZM45 153H44V152ZM46 151H48V152H46ZM88 153H87V152ZM114 152L115 154H117L116 156H115V154H114V158L115 159H111L108 163H111V161H112V163H114V164H112L113 166H111V164H105V165H101V164H98V163H100L99 162V160H101V157H102V155L105 153V154H107V152H108V154H110L111 152ZM25 152V153H24ZM35 152L37 153V154H35ZM98 152V153H97ZM99 152H100V154H99ZM123 152V153H122ZM222 152V153H221ZM6 153V154H5ZM11 153H13V154H11ZM29 153V154H28ZM72 153V154H71ZM83 153H85V154H83ZM95 153V154H94ZM231 153H233L232 155H231ZM8 154V155H7ZM34 154H35V156H34ZM45 154V155H44ZM80 154H81V156H80ZM92 154L94 155V156H92ZM97 154L98 155H101L100 157H97ZM107 154V155H108ZM37 155V156H36ZM88 155H91V156H88ZM139 155H141V156H139ZM180 155V156H179ZM202 155V156H203ZM209 155V156H208ZM222 155V156H221ZM233 157H231V156ZM7 156V157H6ZM28 156V157H29ZM47 156V157H46ZM212 156V157H211ZM230 156V157H229ZM236 156V157H235ZM249 157V159H248V157ZM2 157H3V159H2ZM5 157H6V159H7V161H5L6 159H5ZM40 157H42L41 159H40ZM151 157H153V158H151ZM154 157H157V158H155L154 159ZM214 157V158H213ZM241 157V159H242V161H241V159H239V158ZM247 157V158H246ZM31 157H29V160H30V162H35V163H37L36 161H37V159H36V161H34L33 159H30ZM100 158V159H99ZM117 158V159H116ZM120 158V159H119ZM179 158V159H178ZM185 158V159H184ZM230 158V159H229ZM236 158V159H235ZM238 158V159H237ZM5 159V160H4ZM40 159V160H39ZM98 159V160H97ZM158 159V161H154V160H157ZM160 159V160H159ZM182 159H183V161H182ZM229 159V160H228ZM246 159H248L249 161H247ZM120 160V161H119ZM175 162H174V161ZM177 160H179V161H177ZM4 161H5V164H4ZM140 161V162H139ZM210 161H212V160H210ZM98 162V163H97ZM158 162V164H156ZM161 162H163L164 164H161ZM168 162H170V164L168 163ZM176 163V164H174V163ZM202 162V163H203ZM227 162V163H228ZM246 162H248V165H246L245 163ZM51 163V164H50ZM74 163V164H73ZM155 163V164H154ZM231 163H233V164H235V169H236V167L238 168V170L236 169V170H232L231 169V166H233ZM242 163H243V165H244V167H248V169H247V167L244 169V167H243V169L245 170H243L242 172H241V168H242ZM251 163V164H250ZM48 164H50V165H48ZM73 164V165H72ZM141 164V165H140ZM180 164V165H179ZM101 165V167H98V166H100ZM120 165H122V166H120ZM155 165H156V167H155ZM160 165H161V168H163V169H167L168 170V172H166L168 175L167 176H169V174H170V176L169 177H167V181H166V184L164 185V186H166V187H164L165 188V195L163 194V195H161V194H158V189H156V188H158V183H156V181L153 179V177L152 176H154V175H161L162 173H165V171L163 170H161V168H160ZM173 165V166H172ZM203 165V166H202ZM242 165V166H241ZM249 165H252V167H254V168H252L251 167V169L249 168L250 166ZM49 166H50V168H49ZM60 166H61V168H60ZM110 166V168H111V170L108 168ZM116 166H118V167H116ZM158 166H159V168H158ZM171 166H172V168H171ZM178 166H179V168H178ZM55 167V168H54ZM175 167V168H174ZM203 167V168H202ZM116 168V169H115ZM156 168V169H155ZM204 168H206V169H204ZM262 168V169H261ZM115 171H114V170ZM173 169V170H172ZM174 169H175V171H174ZM250 169V170H249ZM56 170V171H55ZM60 170L62 171V172H60ZM129 170V171H128ZM166 170V171H167ZM174 171V172H172V171ZM180 170L183 172V174H182V172L181 173H179L180 172ZM251 170L255 173H253V174H251V175H249V172L248 171H250L251 172ZM263 170V171H262ZM152 171V172H151ZM159 171V172H158ZM179 171V172H178ZM231 171H233L232 172V176H230L231 174H230V172ZM236 171H238L240 174H242L243 176H241V178L243 177L245 180H241V178H240V180L239 179H236V178H238V177H240V175L238 174V172H237V176H236ZM246 171H247V175H246ZM155 172H156V174H155ZM158 172V173H157ZM204 172H206V173H204ZM219 172H220V170H219ZM27 174H28V176L26 177V179L27 180H30V181H36V179L38 180V177H37V175L34 173V172H29V171H27L26 172ZM30 173V174H29ZM58 173H61V174H58ZM127 173V174H128ZM213 173V174H212ZM218 173V174H217ZM252 173V172H251ZM36 176H35V175ZM59 176H58V175ZM79 174V175H78ZM106 174V175H105ZM154 174V175H153ZM177 174H180V175H177ZM214 175V176H212V175ZM221 174V175H220ZM234 174V175H233ZM78 175V176H77ZM176 175V176H175ZM210 175V176H209ZM218 175V176H217ZM252 175H253V178H252ZM259 175H261V177H263V179L262 178H260V176ZM80 176V177H79ZM104 176V177H103ZM183 176V177H182ZM217 176V177H216ZM224 176V177H223ZM227 176V177H226ZM251 178H250V177ZM256 176V178H254ZM34 177H35V179H34ZM78 177V179H76ZM136 177L138 178V179H136ZM155 177V176H154ZM210 177V178H209ZM219 177V178H218ZM222 177V178H221ZM230 177L232 178H234V180H232V179H230ZM89 178V179H88ZM176 178V179H175ZM178 178V179H177ZM218 178V179H217ZM221 178V179H220ZM229 178V179H228ZM248 178H250V179H252V180H249ZM79 179H80V181H79ZM86 179V180H85ZM136 181H134V180ZM145 179V180H144ZM175 179V180H174ZM182 179V180H181ZM214 179H216V180H214ZM224 179V180H223ZM235 179L237 180V181H239V182H237V181H235ZM254 179H255V182L257 183L256 184V186H254V184H255V182H254ZM257 179V180H256ZM259 179H261L260 181H259ZM57 180H59L60 182H57ZM100 180V181H99ZM178 180V181H177ZM184 181L185 182V184H182V182L181 181ZM210 180V181H209ZM247 180H248V182L250 181V183L251 184H249L248 182H247ZM140 181V182H139ZM148 183H147V182ZM181 183H180V182ZM212 181V182H211ZM219 181V182H218ZM243 181H244V183H243ZM137 184L138 183V185H136L135 183ZM172 182H174V183H172ZM176 182H179V184L178 183H176ZM188 182V183H187ZM216 182V183H215ZM234 182H236L235 184V186H234ZM241 182V183H240ZM247 182V183H246ZM81 183H85L84 185L83 184H81ZM101 185H100V184ZM240 183V184H239ZM244 185H243V184ZM252 183H254V184H252ZM262 184L263 183V185H260V184ZM63 184V185H62ZM134 184H135V186H136V188H134L135 186H134ZM145 186H144V185ZM173 186H171V185ZM178 184V185H177ZM188 184H191V186H189ZM214 184V185H213ZM232 184H233V187H232ZM139 185H142L141 186V188L143 189V191L141 192V190H139V188H140V186ZM168 185H170V186H168ZM182 186V185H184V186H182L183 188H181V189H183L184 190V187H185V185H187L186 186V188L187 189H185V191H183V193L184 194H182L181 195V192H182V190L179 188L180 186ZM252 186V187H250V186ZM64 186V187H63ZM86 186V187H85ZM154 186V187H153ZM175 186H178V188H175ZM215 186V187H216ZM237 186H238V188H239V190L237 189V192L240 194H238L237 192H236V190H234L233 188L234 187H236L237 188ZM248 186V187H247ZM91 187V188H90ZM100 187H102L101 189H99ZM156 187V188H155ZM167 187H168V190H167ZM169 187H171V190L169 189ZM190 187H192V188H190ZM245 187V188H244ZM96 188V189H95ZM150 188H152V189H150ZM174 188V189H173ZM235 188V189H236ZM240 188H241V190H240ZM243 188H244V190H243ZM250 188V189H249ZM63 189H64V191H63ZM154 189V190H153ZM173 189V190H172ZM176 189H178V190H176ZM179 189H180V191H179ZM93 190V191H92ZM134 190H137V193H136V191H134ZM149 190V191H148ZM150 190H151V193H152V195L153 194H155L156 196L157 195H159V196H157L155 199L153 198V196L151 195V193H150ZM176 190V191H175ZM94 191H95V193H94ZM139 191H140V193H139ZM169 191V192H168ZM177 192L178 193V195L177 194H175V192H174V194L172 193V192ZM190 191H191V193L192 194H195V195H192V198H191V195H190ZM241 191L244 193L243 195H245L244 197L241 195L242 193H241ZM98 192V193H97ZM144 192V193H143ZM154 192V193H153ZM179 192H180V194H179ZM197 193V195H196V193ZM202 192V193H201ZM232 192L234 193V195H235V199H236V201L235 202H231L233 205H231V204H229V202L230 201H232L234 198V196L232 195ZM246 192V193H245ZM169 193H171V194H169ZM199 193V194H198ZM216 194V196L214 195V197L215 198H213L214 199V202L213 201H211V199H212V197L211 196H213V194ZM237 193V194H236ZM133 194H135V195H133ZM142 194V195H141ZM143 194H145V195H143ZM168 194H169V196L170 197H172L173 198V200H172V198H169V196H168ZM173 194V195H172ZM202 194H204V197L205 198H201L200 196ZM210 194V195H209ZM139 195V196H138ZM160 195L162 196L161 198H160ZM172 195V196H171ZM181 195V197H179ZM187 195V197L188 196H190L189 198L190 199H188L187 197H185V198H182V197H184V196H186ZM209 195V196H208ZM218 195V196H217ZM237 195H239L238 197H237ZM246 195H247V197H246ZM134 196V198H132ZM138 196V199H135L136 197ZM168 196V197H167ZM203 196V195H202ZM221 198H220V197ZM96 197V196H95ZM120 197V198H119ZM142 197V198H141ZM147 197H149V198H147ZM197 197V198H196ZM204 201H201L200 200V198ZM209 197H211V199H209V200H206V199H208ZM224 197V196H223ZM239 198V199H237V198ZM243 197V198H242ZM63 198H64V196H63ZM141 198V199H140ZM148 200H147V199ZM159 198L160 199H162V200H160L159 202H161V203H159L158 202V200H159ZM187 198V199H186ZM196 198V200H194V199ZM131 199H132V201H131ZM146 199V200H145ZM150 199L152 200L151 202H148V201H150ZM157 199V200H156ZM182 199V201L184 202V199L186 200V201H188L187 203H188V205H189V207H187L188 205H187V203H183L182 201H180ZM193 200V201H190V200ZM199 201H198V200ZM230 199V200H229ZM234 199V200H235ZM240 199H242L241 201H240ZM123 200V201H122ZM127 200V201H126ZM134 200H136V201H134ZM139 200L140 201H143V202H140V204H139ZM145 200V201H144ZM153 200H156V202L155 201H153ZM163 200H164V203H163ZM171 200H172V202H171ZM177 200V201H176ZM180 202H182L183 204H184V206H183V204L182 203H180ZM219 200V201H218ZM222 200V201H221ZM239 201V203H241V204H237V206H236V202L238 203V201ZM88 201V203L86 204V202ZM97 200H94V202L93 203H91V201H90V199L88 198L87 200H85V201H83V202H75V201H64L63 202V204L64 205H62L63 206V208H62V206H61V203H58L55 207H54V210H57V212H59V213H61V214H63L62 216H64V224L66 225V226H64L65 228H66V230H64V232H65V234H66V241H64L63 242V246H65L66 248H67V250H68V255H67V257H69V253H70V256H73V258L75 257L74 255L75 254H73V253H75V251L74 250H77L78 249V246L77 245H80V243L82 244V242H84V237H83V229H81L80 227H78L79 225H80V223L82 222V217H83V214H87V215H91L92 214V212H94L92 215V217H96V215L95 214H97V216L98 215H100V214H103L104 215V210L103 211H101L102 209L101 208H98V206L96 205V202ZM134 201V202H133ZM168 201V202H167ZM185 201V202H186ZM206 201V202H205ZM215 201H217L216 203H215ZM224 201V202H223ZM225 201H226V203H225ZM72 202V203H71ZM85 202V203H84ZM129 204H128V203ZM147 202V203H146ZM153 202H155L154 204H153ZM158 202V203H157ZM171 202V203H170ZM179 203V204H176V203ZM208 202H210V203H208ZM211 202H213L212 204H213V206L214 207H212L211 205ZM219 202V203H218ZM220 202H222V205L225 207H223L222 205H219L220 204ZM228 202V203H227ZM91 203V205L89 206V204ZM130 203L132 204V206H130ZM134 203H135V205H137V207L136 206H134ZM144 205H142V204ZM151 205H150V204ZM162 203H163V205H162ZM176 205H180V208H181V206L183 207L182 209H180L179 208V206H175V204ZM224 203H225V205L227 206V204H229V205H231V206H229V207H233L234 206V204H235V206L237 207V208H229L228 206L226 207L225 205H224ZM93 204H94V207H93ZM152 204L153 205H155V207L153 206V208L151 207L152 206ZM160 205V206H157V205ZM206 204V205H205ZM207 204H211V205H207ZM216 204V205H215ZM219 205V207L220 206H222V207H218V205ZM61 206V208H60V206ZM67 205V206H66ZM83 205V206H82ZM85 205V206H84ZM127 207V209H126V207ZM146 205V206H145ZM147 205H149L150 207H148ZM164 205H165V210H163V211H165V212H163L161 209H164ZM187 205V206H186ZM87 206V207H86ZM92 206V207H91ZM156 206H157V208L159 207L160 209H156ZM163 206V207H162ZM175 206V207H174ZM186 206V207H185ZM192 206V205H191ZM216 206H217V209H219V211H220V213H219V211H216L217 209H216ZM68 207H69V209H68ZM77 207H79V208H77ZM88 207H89V209H88ZM125 207V208H124ZM136 207V208H135ZM168 209H167V208ZM238 207H240V213L238 212ZM67 208V209H66ZM75 210H74V209ZM81 208V209H80ZM97 208H98V210H97ZM130 208H134V209H130ZM141 208H143V210L141 209ZM147 208H151V209H148L147 210ZM175 210H174V209ZM180 210H179V209ZM226 208H229L230 210V215H232V216H228V210L226 209ZM85 209V210H84ZM155 211H154V210ZM167 209V210H166ZM178 209V210H177ZM187 209V210H186ZM225 210V214L228 216H226V215H224L223 216V211ZM232 209L234 210L233 212H232ZM236 209H237V212H236ZM70 212V217L67 215V213H68V211ZM71 210V211H70ZM82 210V211H81ZM88 210H90V211H88ZM96 210L98 211V213L96 212ZM133 210H134V212H133ZM150 210V213H151V210H152V212L154 211L155 213H159V214H166V216H168L169 214V216L170 217H165L163 214V220H164V222L162 221V219L159 221L158 220V222H161L160 224L158 223V225H157V219H155L154 218V216H152V219H151V216H150V213L148 214V211ZM157 210V211H156ZM159 210H161V211H159ZM184 210H186L187 212L185 213L184 212ZM223 210V211H222ZM77 211H79V213L77 212ZM166 211H168V212H166ZM180 211H181V213H180ZM244 213V218L242 217L243 215V213ZM67 212V213H66ZM80 212H81V214H80ZM85 212V213H84ZM91 212V213H90ZM101 212V213H100ZM130 212L132 213V214H130ZM136 212V215L135 214H133V213H135ZM161 212V213H160ZM175 212H179L180 214H173V213H175ZM216 214V215H220L221 217L223 216L224 218H225V216H226V218H229V220L230 219H236L235 221L234 220H230V222L231 221H234V222H240L239 224L237 223H234V222H229L228 220H226V218H225V220H221L220 219V217H218V216H216L214 213ZM254 212V213H253ZM258 212L260 213V212H262V210H258ZM89 213V214H88ZM168 213V214H167ZM173 215H172V214ZM219 213V214H218ZM222 213V214H221ZM235 215L236 214V217L238 218V216L241 214L242 216H241V218H240V216H239V220L233 215V214ZM245 213H246V215H245ZM251 213H252V215H256V216H252L251 215ZM69 214V213H68ZM77 214H78V216H77ZM129 214H130V216H129ZM140 214H142L143 216H145L146 215V218H148L147 220L148 221H146V223H145V219L146 218H142L143 216L142 215H140ZM250 214V215H249ZM140 215V216H139ZM204 215L206 216V218L204 217ZM250 216V218H249V216ZM46 216H48L47 218H46ZM51 216H52V213H50V214H46L45 215V219L42 221L43 223H44V221L46 222V220L49 218H51ZM129 216V217H128ZM134 216H135V218H134ZM173 216V217H172ZM203 216V217H202ZM207 216H210V217H207ZM215 216V217H214ZM68 217V218H67ZM77 217H79V218H77ZM133 219H132V218ZM141 219H144L143 221H141L139 218ZM213 217L215 218V219H213ZM218 217V218H217ZM222 217V219H224ZM231 217V218H230ZM233 217V218H232ZM246 217V218H245ZM248 217V218H247ZM251 217H252V219H251ZM130 218V219H129ZM150 218V219H149ZM168 218V219H167ZM201 218H205V220H201ZM208 218L210 219L211 218V220L212 221H210V220H208ZM217 218V219H216ZM245 219V221H247V223L246 222H243V223H246L247 225H252L253 226V224H254V226H253V228L250 226V227H248L246 224H243L242 223V221L241 220H243V219ZM256 220H254V219ZM48 219V220H49ZM66 219H68V221H66V222H68V223H66L65 222V220ZM218 219H220L221 221H219ZM241 219V220H240ZM248 219V220H247ZM70 220V221H69ZM81 220V221H80ZM129 220V221H128ZM134 220V221H133ZM198 220H197V223H198ZM207 220V221H206ZM214 220H218V221H214ZM80 221V222H79ZM128 221V222H127ZM130 221H133V222H130ZM166 221V222H165ZM203 221H206L205 223H203ZM208 221H210V222H208ZM228 221V222H227ZM250 221V224L248 223ZM254 223H253V222ZM263 223H262V222ZM125 222H127V223H125ZM139 224H138V223ZM142 222V223H141ZM147 222H150V224L149 223H147ZM168 222V223H167ZM172 222V221H171ZM211 222H213V223H211ZM259 222V223H258ZM133 224V225H131V224ZM165 223H167V224H165ZM183 223H184V225H186V226H184L183 225ZM210 223V224H209ZM224 223V224H223ZM228 223H230V225L228 224ZM76 224V225H75ZM120 224H121V226H120ZM134 224H135V227H134ZM148 224L150 225V226H148ZM162 224H163V226H162ZM196 224V225H195ZM203 224H205V225H203ZM218 224V225H219ZM244 225L243 227H245V228H242V227H240V226H242V225ZM257 224V225H256ZM115 225V226H114ZM127 225H128V228H127ZM203 225V226H202ZM217 226V224H215V226H217L218 228L219 227H221V226ZM237 225H239V226H237ZM246 225V226H245ZM260 227H259V226ZM33 223H31L30 224V222H26V224L25 225H23V227H22V231L24 232H22L21 230H20V232L22 233V234H25V233H27L26 231H32L33 229H35V228H33ZM76 226V227H75ZM118 226H120V227H122V228H117L116 229V227H118ZM126 226V228L128 229H123L124 227ZM130 226V227H129ZM133 226V228L131 229V227ZM196 226V227H195ZM200 226V229L198 228ZM205 226V227H204ZM259 228H258V227ZM41 227H42V230H41ZM76 228V230H75V228ZM138 227H140L141 228V231H140V229L138 228ZM146 227H147V229H146ZM148 227H150V228H152V229H149ZM214 227V225L211 227H209V228H207V230L209 229V231H208V234L207 235H210L213 231H214V229L215 230H217L216 228L217 227H214V229L212 230V228ZM229 227H230V229H229ZM234 227H238V228H234ZM239 227H240V229H239ZM257 227V228H256ZM23 228H24V230H23ZM64 228V229H65ZM77 228H78V230H77ZM136 230H135V229ZM198 228V229H197ZM232 228V229H231ZM81 229V231H79ZM116 229V230H115ZM139 229V230H138ZM143 229V230H142ZM144 229H146V231L144 230ZM149 229V230H148ZM161 229H163L162 231H161ZM197 229V230H196ZM224 229V230H225ZM235 229H239V230H237V231H239L238 233H235ZM251 230V232H250V230ZM0 255L2 256V254L4 255V253H5V255L6 254H8L9 255V253H11L12 255H10V256H13L14 258H17V256L19 257V259H22V257L25 259V262L26 263H28V264H30V260H29V258H28V256L25 254V252L23 253L22 251H20V250H13L12 248H11V245H10V240L8 239V238H6L7 237V232H6V230L5 229H2V228H0ZM40 232H41V237L42 236H44V234L46 235V236H48L49 235V232H50V230H49V228H47V226L44 224V226L42 225V226H40ZM49 230V231H48ZM119 230V231H118ZM124 230V231H123ZM131 232H133V233H131ZM133 230H135V231H137V234L133 231ZM199 230V231H198ZM228 230H231V231H228ZM233 230H234V232H233ZM241 230V231H240ZM243 230H244V232H243ZM121 231V232H120ZM147 231H149V232H147ZM197 231V232H196ZM236 231V232H237ZM253 231V232H252ZM255 231V232H254ZM261 231V232H260ZM5 232V233H4ZM76 232V233H75ZM78 232H81V233H78ZM139 232H141V235L143 236H141V235H139ZM143 232H146V234L144 233L143 234ZM159 232L160 233H162L161 235L159 234ZM211 232V233H210ZM235 233V235L237 234V236L238 237H236V238H234V234H229V233ZM243 232V233H242ZM248 234H247V233ZM258 232V233H257ZM80 235V237H79V235ZM121 233V234H120ZM123 233V234H122ZM128 233V234H127ZM147 233H148V235L150 236V237H148L147 236ZM177 233V231H175L174 232V234H176ZM216 232H214L213 233V235L215 234ZM242 233V234H241ZM253 233V234H252ZM262 233V234H261ZM243 234H245V235H243ZM250 234H252L251 236H250ZM212 235V234H211ZM212 235V237H214ZM240 235H242V237L240 236ZM198 236V237H197ZM251 238H250V237ZM79 237V238H78ZM146 237V238H145ZM163 237V238H162ZM208 237V236H207ZM211 237V238H212ZM233 237V238H232ZM239 237H241V239L243 238V241H244V245L247 243H252V247L250 246V244L249 245H241L242 247H244V249L239 245V243L240 242H242V240L239 238ZM253 237V238H252ZM71 238V239H70ZM149 238V239H148ZM194 238H198L197 240L196 239H194ZM255 238V239H254ZM263 238V239H262ZM69 239V240H68ZM78 239V240H77ZM80 239V240H79ZM142 239H144V240H142ZM210 239V236H209V238H208V241H210L209 240ZM237 239H239V240H241V241H239V240H237ZM247 239V241H245ZM147 240V241H146ZM214 240V242H216V238H214L213 239ZM80 241H82V242H80ZM229 241H230V243H229ZM237 241H239V242H237ZM250 241V242H249ZM255 241V242H254ZM257 241H259V243H262L261 245L263 246H261L260 244L259 245H257ZM9 242V243H8ZM211 242V241H210ZM246 242V243H245ZM138 243H140V244H138ZM145 243V244H144ZM164 243V244H163ZM161 245L162 246H160L161 247V249H160V247L158 248L159 249V251L161 252V250H163L162 248H165L166 246H167V244L165 243V241L163 242ZM8 244H9V246H8ZM75 244H77L76 246H75ZM138 244V245H137ZM144 244V245H143ZM211 243H209V245H210ZM242 244H243V242H242ZM256 244V245H255ZM141 246V249L144 247V249H140L139 247ZM165 245V246H164ZM239 245V246H238ZM108 246H109V248H108ZM164 246V247H163ZM247 246H248V248H247ZM254 246V247H253ZM259 248H258V247ZM127 247V248H126ZM250 247H251V249H250ZM257 247V248H256ZM138 248V249H137ZM252 248H254V249H252ZM262 248V249H261ZM12 249V250H11ZM207 249H208V247H207ZM245 249H246V251H247V253H246V251H245ZM250 249V250H249ZM258 249H260V251L262 252V250H263V252L262 253H260V251L258 250ZM128 250L129 252H127L126 253V251ZM140 250V251H139ZM143 250H145L144 252H142ZM209 250V249H208ZM253 250H256V251H259V253L258 252H253ZM135 251H136V255H135ZM8 252V253H7ZM108 252H109V256H108ZM132 252V253H131ZM133 252H134V254H133ZM141 253V254H138V253ZM243 252V253H242ZM253 253V255H255V256H253L252 254L250 255V253ZM16 255H15V254ZM142 253H143V255H142ZM247 255H246V254ZM255 253V254H254ZM106 254H107V256H106ZM114 256H116V254L118 255L117 256V259H116V257H114ZM129 254H131V255H129ZM133 254V255H132ZM21 255V256H20ZM23 255V256H22ZM26 255V256H25ZM134 255H135V257H134ZM139 257H138V256ZM244 255H245V257H244ZM113 256V257H112ZM129 256H131V257H129ZM250 258H249V257ZM251 256H252V258H254L253 260H252V258H251ZM107 257H108V259H107ZM121 257V258H120ZM143 258V259H146L145 261H143V259H142V263H139L138 262V260L139 259H132L131 260V258ZM203 257V256H202ZM201 257V258H202ZM205 257V256H204ZM203 257V258H204ZM241 259H239V258ZM248 257V258H247ZM255 257H256V260H255ZM70 258V257H69ZM69 258H68V260H69ZM112 258H114V259H112ZM202 258V259H203ZM208 258V257H207ZM207 258H204L205 260H207ZM246 260H245V259ZM111 260V261H107V260ZM118 259H123V260H121L122 262H120V260H118ZM130 259V260H129ZM204 259H203V264L205 263V261H204ZM251 259V260H250ZM259 259V260H258ZM129 260V261H128ZM217 260H218V258H217ZM70 261V260H69ZM71 263L70 264H73L74 262H73V259H71ZM106 261L108 262V263H106ZM146 261H147V263H146ZM252 261H255V262H252ZM259 261V262H258ZM105 262V263H104ZM138 262V263H137ZM140 262H141V260H140ZM252 262V263H251ZM111 263V264H112ZM98 264V263H97ZM181 264H183V263H181Z\"/></svg>",
    "mask_w": 264,
    "mask_h": 264
},
{
    "label": "bare ground",
    "instance_id": "6f19581e",
    "mask_svg": "<svg viewBox=\"0 0 264 264\" xmlns=\"http://www.w3.org/2000/svg\"><path fill=\"white\" fill-rule=\"evenodd\" d=\"M33 1V0H32ZM41 1V0H40ZM65 1V0H64ZM98 1V0H97ZM106 1H108V2H104V1H102V2H104L103 4V9H104V13L101 15L100 14V16H103L104 15V17H103V19H104V21L103 22H105V24H103V26L105 27V29H106V31H105V29H104V31H105V35H103V39L105 40V37H107V38H109V39H111L112 38V36H116V37H118L121 41H123V40H125V39H127V38H134L137 34H139V35H141L142 37L144 36V37H147V38H149V35H148V33H147V29H148V26L149 27H151V28H153L154 29V31H159L160 33H163L164 35L167 33V34H170L171 35V39L170 40H163V39H165V38H163V39H161V37H163L162 35H161V37H160V35L158 36V38L160 37V39L161 40H163V41H161L162 43L160 44V46H162L163 47V49H164V51H165V53H167V54H174L176 57H177V63H176V65L174 64V65H172V66H175L171 71H169V72H166V73H162L161 74V77L160 76H158V78L160 79H158L159 80V85H160V89L163 91V93H165V95L166 94H169L170 96H173L178 102H177V104L180 102L181 104H182V107H183V104H189L190 105V107H192L191 109H189L190 111L194 108V110L196 111V110H201V111H205L206 113H207V116H208V118H210V120L211 121H213V120H215V118L214 117H212L209 113L211 112V110L213 109L212 107H213V104L216 102L215 101V99H216V97H215V95H218L216 92V94L214 95V90H213V87H211V86H207V85H201L200 86V88L202 89H200L201 91L200 92H203L205 95H203L204 96V98H201V100L199 99L198 101H193V97L191 96V93H190V87H189V85H187V86H182L181 84H180V80H181V71H182V69H183V67H187V68H189V70L191 71V72H193V73H195L196 72V70L197 69H199V67L196 69V61H197V58H198V60H199V57H201L203 60H204V62H210L211 61V59H212V57H214L212 54V52H213V50H215L216 49V47H219L220 49H221V47H224L223 49H221V50H224V49H227V48H230V46L232 45L231 44V42H232V40H235V37H236V35H237V33L239 32V30L241 29V30H244V29H246V22L245 21H248L249 19L251 20V18H249V19H247V20H245V21H241V22H239V23H235V22H233V21H236L235 19L234 20H232L231 18H230V15H232V14H230V15H227L225 12L223 13V11L221 12V11H219V12H221V14H223L222 16H223V20H222V22H221V24H220V26H219V28H218V32H216L217 34H219L218 35V37H217V39H215L216 41H214V43H213V45L212 46H208L209 48H204V47H200L199 45H198V43H197V41L193 38L192 39V37L193 36H191V40H190V42H188L187 41V36H188V33L190 32V30L191 31H193V30H196V31H198V29L199 28H202L203 27V20L207 17V16H209V17H214L216 14H218L217 13V11H218V9H219V6L221 7V5L223 6V7H221V8H224V10L226 9V8H228V6H232V3L230 2V0H223V3L220 5V3H221V1H219V0H198L197 2H195V3H192V1L191 0H150V1H148L147 3H148V5L145 7L146 9H145V11H144V14H142L143 15V17L140 19L139 17H136V16H134V14H132V12H131V15L132 16H130V15H123L122 14V10H120L119 9V7H121L120 5L122 4H120V5H118V6H115V4H116V2H115V4H113L114 2V0H106ZM115 1H117V0H115ZM119 1H121V0H119ZM129 1V0H128ZM132 2H133V0H131ZM131 1H129V2H131ZM196 1V0H195ZM232 1V0H231ZM239 1V0H238ZM242 1V0H241ZM258 0H246V2H248V3H251L252 4V2H257ZM261 1V0H260ZM33 2H35V0L33 1ZM33 2H31V4L33 3ZM73 2H75V0L73 1ZM90 2H91V0H90ZM95 2V1H94ZM136 2V1H135ZM134 2V3H135ZM140 2V1H139ZM193 2H194V0H193ZM236 2V1H235ZM234 2V3H235ZM243 2V1H242ZM245 2V1H244ZM263 2V1H262ZM37 3V2H36ZM36 3H33V4H35V6L36 7H34V9L35 8H37L38 7V4H36ZM69 5L72 3V0H68V2H67ZM99 3V2H98ZM112 3V4H111ZM119 3V2H118ZM124 3V2H123ZM239 3L241 4V2L239 1ZM238 3V4H239ZM248 3H245V4H248ZM29 4H30V2H29ZM40 4V3H39ZM73 4V3H72ZM125 4H126V1H125ZM231 4V5H230ZM236 5H237V3H235ZM234 4V6H236ZM239 4V5H240ZM65 4H63V6H64ZM100 5V4H99ZM102 5V4H101ZM122 5H124V4H122ZM128 5V4H127ZM131 5V4H130ZM238 5V6H239ZM249 5V7L251 6L250 4H248ZM252 5H254V3L252 4ZM256 6L254 7H252V10H251V15H252V17L260 24V27L262 28V30H263V32H264V8L262 7V6H259L258 5V3H256L255 4ZM28 6V5H27ZM32 6V5H31ZM41 6V5H40ZM39 6V8H41ZM66 6L67 5H65L64 6V8H66ZM76 6H78V5H76ZM233 6V7H234ZM241 6V5H240ZM240 6L238 7V8H240ZM29 7V6H28ZM33 7V6H32ZM32 7H30L29 9L28 8H26V9H28L31 13H32V15H33V13L35 12L34 10H33V8ZM69 7V6H68ZM73 7H74V5H73ZM97 7H98V5H97ZM127 7V6H126ZM131 7H132V5H131ZM142 7H144V6H142ZM245 7H246V5H245ZM245 7H242L243 9L245 8ZM100 8H101V6H100ZM123 8V7H122ZM127 8H129V7H127ZM135 8V7H134ZM137 8V7H136ZM139 8V7H138ZM230 8H232V7H230ZM241 8V9H242ZM247 8H248V6H247ZM42 9V8H41ZM68 9H69V11H70V8H67V9H65V10H67L68 11ZM72 9V8H71ZM131 10H132V8H130ZM234 9V8H233ZM246 9V8H245ZM250 9V8H249ZM248 9V10H249ZM44 10V9H43ZM43 10H42V12H41V10L40 11H38V12H40V15H41V13H43ZM96 10H98V9H96ZM232 10V9H231ZM235 10V9H234ZM234 10H232V11H234ZM247 10V9H246ZM27 10H25V12H26ZM32 11H34V12H32ZM122 11V12H121ZM127 11V10H126ZM125 10H124V12H126ZM238 11V10H237ZM44 12H45V10H44ZM97 12H99V10L97 11ZM129 12H130V10H129ZM136 12V11H135ZM143 12V11H142ZM182 12H185V14L184 15H181V13ZM234 12H236V10L234 11ZM241 12V11H240ZM243 12V11H242ZM241 12V13H242ZM24 13V12H23ZM46 13V12H45ZM95 13H96V11H95ZM238 13H239V11H238ZM240 13V14H241ZM245 13V12H244ZM244 13H243V16H244ZM247 13H248V11H247ZM246 13V14H247ZM26 14H27V12H26ZM28 14H29V12H28ZM96 14H98V13H96ZM130 14V13H129ZM245 14V15H246ZM25 15V14H24ZM32 15L30 16L29 15V17H32ZM91 15V14H90ZM99 15V14H98ZM248 15V17L249 16H251L250 14H247ZM26 16V15H25ZM96 16V15H95ZM100 16H97L96 18L98 19V17H99V19L101 18ZM141 16V15H140ZM233 17H234V15H232ZM237 16H238V14H237ZM22 17V16H21ZM34 17V16H33ZM35 17H37V16H35ZM35 17H34V21H35ZM41 17V16H40ZM235 17H236V15H235ZM239 17V16H238ZM245 17V16H244ZM243 17V18H244ZM23 18V17H22ZM26 18H28V17H26ZM38 18H39V16H38ZM80 18V17H79ZM246 18V17H245ZM244 18V19H245ZM25 19V17L23 18V20ZM33 19V18H32ZM31 19V20H32ZM94 19V18H93ZM96 19V20H97ZM99 19H98V21H99ZM212 19V18H211ZM214 19V18H213ZM30 20V23L32 22ZM78 20V19H77ZM95 20V21H96ZM206 20V19H205ZM19 21H22V19L21 20H19ZM36 21H37V19H36ZM35 21V24L37 23ZM95 21H92V22H95ZM238 21H240V19H238ZM255 21V22H256ZM29 22V21H28ZM102 22V21H101ZM216 22V21H215ZM214 22V23H215ZM252 22V21H251ZM23 23V29H25L26 28V30L28 29L27 28V26H25L24 25V21L22 22ZM209 23V22H208ZM217 23V22H216ZM253 23V22H252ZM33 24H34V22H33ZM89 24V23H88ZM92 24H94V23H92ZM206 24V23H205ZM249 24H250V22H249ZM248 24V25H249ZM255 23H253V25H254ZM257 24V23H256ZM1 25V24H0ZM2 25H4L3 24V22H2ZM1 25V26H2ZM6 25V24H5ZM5 25H4V27H5ZM27 25V24H26ZM30 25V24H29ZM38 27H39V22H38ZM99 25V23L98 22H96L95 23V27L96 26H98ZM216 25V24H215ZM258 25V24H257ZM25 26V27H24ZM35 26V25H34ZM34 26H32V28H34ZM93 26V25H92ZM91 26V28L93 29V28H95L94 26L92 27ZM101 26V25H100ZM99 26V27H100ZM4 27L2 28V29H0V31L1 30H4ZM29 28H30V26H28ZM37 27V28H38ZM40 27H41V25H40ZM39 27V28H40ZM90 27V26H89ZM103 27V28H104ZM259 27V26H258ZM257 27V28H258ZM37 28H35V29H37ZM74 28V31H75V28H77V26H75V27H73ZM102 28V27H101ZM151 28H149V29H151ZM244 28V29H243ZM249 28V27H248ZM247 28V29H248ZM253 27H251V30H253L252 29ZM254 28H256V27H254ZM22 29V28H21ZM41 29V28H40ZM78 29V28H77ZM97 30H99L98 29V27L96 28ZM148 29V30H149ZM204 28H202V30H203ZM211 29V28H210ZM6 30V29H5ZM4 30V31H5ZM33 30V29H32ZM31 29H30V31H32ZM96 30V31H97ZM202 30L200 31V32H202ZM250 30V29H249ZM251 30H250V32L248 31V32H246V33H252L251 32ZM258 30V29H257ZM256 30V31H257ZM30 31H27V32H30ZM33 31H35V30H33ZM154 31H152V32H154ZM245 31V30H244ZM244 31H242L243 33H244ZM258 31H260V30H258ZM257 31V32H258ZM3 32V31H2ZM21 32V31H20ZM76 32V31H75ZM95 32V31H94ZM94 32H92V33H94ZM199 32V33H200ZM261 32V31H260ZM263 32H261V33H263ZM99 33H102L101 32V30H100V32ZM98 33V34H99ZM198 33V34H199ZM1 34V33H0ZM7 34V33H6ZM9 34V33H8ZM32 34H33V32H32ZM34 34H36V33H34ZM97 33H96V35H98ZM255 34V33H254ZM264 34V33H263ZM28 35H31L30 33H28ZM27 35V36H28ZM86 35V34H85ZM101 35V34H100ZM100 35L99 36H96V37H98V40L100 39L99 37H100ZM138 35V36H139ZM245 35V34H244ZM260 35V34H259ZM10 36V35H9ZM13 36V35H12ZM26 36V37H27ZM94 36H95V34H94ZM94 36H92V37H94ZM105 36V37H104ZM153 36V35H152ZM151 36V37H152ZM198 36V35H197ZM214 36V35H213ZM247 36V35H246ZM5 37H7V35H5ZM14 37V36H13ZM28 37H31V36H28ZM69 37V36H68ZM92 37H90L89 36V38L91 39ZM156 37V36H155ZM239 37H242L241 36V34H240V36ZM1 38H2V35H1ZM22 38V37H21ZM20 38V39H21ZM32 38H33V36H32ZM32 38L30 39V40H32ZM66 38V37H65ZM88 38V37H87ZM95 38V37H94ZM102 38V37H101ZM106 38V40H109V39H107ZM115 38V37H114ZM114 38H113V41H114ZM153 38H154V36H153ZM197 38H199V37H197ZM238 38V37H237ZM236 38V39H237ZM243 38V37H242ZM5 39V38H4ZM6 39H8V40H10L11 39V36H10V39L9 38H6ZM13 40L15 39V38H12ZM17 39V38H16ZM15 39V40H16ZM23 39H25V37L23 38ZM102 39V40H103ZM116 39V38H115ZM119 39H117V40H119ZM143 39V38H142ZM142 39H141V41H142ZM200 39V38H199ZM214 39V38H213ZM212 39V40H213ZM240 39V38H239ZM244 39V38H243ZM262 39H264L263 37H262ZM260 40L259 41V37L257 36V33H256V35L255 36H252L251 34H250V36H249V38L246 40V37H245V45H244V48L243 49H245V50H243L242 48H241V46H240V48H241V50H242V53L240 54V56H238L239 57V60L240 61H242L241 59H243V64L245 65V69H244V71L246 70V72H247V70H248V72H249V74L251 75L253 72H250L251 70L252 71H254V69H251L250 71H249V69H247L246 67H248L249 68V66L251 65V63H249V64H247V61H249V56H250V54H252V53H250V52H252L254 49L253 48H255V47H260V46H258V45H260V44H262V43H260L261 41H264V40ZM13 40H11V41H13ZM18 40V39H17ZM95 40H97V38H95ZM97 40V41H98ZM130 40V39H129ZM128 39L126 40V41H129ZM149 40H150V38H149ZM156 40H158L157 38H156ZM80 41H81V44H82V40L80 39ZM91 41H92V39H91ZM101 41V40H100ZM99 41V42H100ZM133 41V43H134V40H132ZM0 42H2V39H1V41ZM79 41H77V43H78ZM96 42V41H95ZM94 42V43H95ZM110 41H108V43H109ZM135 42H137V40L135 41ZM234 42V41H233ZM244 42V41H243ZM242 42V43H243ZM88 43V42H87ZM107 43V44H108ZM143 43V42H142ZM150 43V42H149ZM151 43H152V41H151ZM236 43H239V40H238V42H237V40H236ZM264 43V42H263ZM0 44H2V43H0ZM8 44V43H7ZM80 44V42H79V44H75V45H81ZM84 44V43H83ZM82 44V46H84ZM89 44H92V43H89ZM98 44V43H97ZM105 44V43H104ZM118 44H119V42H118ZM156 44H159L158 42H156V43H154L153 42V44H150V45H154V46H156ZM212 44V43H211ZM240 44V43H239ZM239 44H237V45H239ZM74 45V46H75ZM120 45V44H119ZM122 45V44H121ZM120 45V46H121ZM126 46H127V44H125ZM140 45H144V44H140ZM146 45H148V43L146 44ZM145 45V46H146ZM203 45V44H202ZM210 45V44H209ZM235 45V44H234ZM89 46V45H88ZM95 46V45H94ZM130 46V45H129ZM134 46V45H133ZM255 46V47H254ZM263 45H261V47H262ZM2 47V46H1ZM77 46H75V48H76ZM85 47V46H84ZM107 47H109V46H107ZM118 47V46H117ZM128 47V46H127ZM132 47V46H131ZM131 47H128V48H131ZM147 47H149V46H147ZM159 47V46H158ZM206 47V46H205ZM238 47V46H237ZM83 48V47H82ZM86 48L88 49L87 50V52L89 51V48L87 47V45H86V47L84 48L85 49V51H86ZM103 48V47H102ZM120 48V47H119ZM235 48H236V46H235ZM235 48H233L232 49V47L230 48L232 51L235 49ZM239 48V47H238ZM237 48V50H239ZM263 48V47H262ZM79 49H81V46H80V48ZM147 49V48H146ZM82 50V49H81ZM147 50H149V48L147 49ZM158 50V49H157ZM236 50V52H238ZM240 50V51H241ZM258 50V49H257ZM85 51H83V53L85 52ZM227 51V50H226ZM225 50H224V53L226 52ZM228 51H230V50H228ZM232 51H230V52H232ZM256 51V50H255ZM255 51H253V53L255 52ZM259 51V56H261L262 54H261V50H258ZM18 52V51H17ZM16 52V53H17ZM158 52V51H157ZM216 52H218L217 50H216ZM216 52H214V53H216ZM220 52V51H219ZM234 52V51H233ZM264 52V51H263ZM82 53V54H83ZM153 53H155V52H153ZM212 53V54H211ZM221 53V52H220ZM219 53V54H220ZM226 53H229V52H226ZM250 53V54H249ZM255 53H257V51L255 52ZM20 54H22V53H20ZM234 54H237V53H235L234 52ZM261 54V55H260ZM13 55H14V53H13ZM99 55V54H98ZM212 55V56H211ZM224 55V54H223ZM24 56H26V55H24ZM94 56V55H93ZM220 56H221V54H220ZM228 56V55H227ZM233 55H232V53H231V57H232ZM237 55H235V57H236ZM257 56V55H256ZM256 56H253L252 58H255ZM18 57V56H17ZM170 57V56H169ZM217 57V56H216ZM226 57V56H225ZM224 57V58H225ZM229 57V56H228ZM227 57V58H228ZM238 57L236 58L237 60H238ZM258 57V56H257ZM263 57H264V54H263ZM23 58V57H22ZM21 58V59H22ZM96 58V57H95ZM156 58V57H155ZM173 58V57H172ZM218 58H220V57H218ZM232 58H234V56L232 57ZM241 58V59H240ZM260 57H258V59H259ZM12 59H16L15 60V62H17V59L18 58H12ZM19 59H20V57H19ZM24 59V58H23ZM94 59V58H93ZM92 59V60H93ZM175 59V58H174ZM231 59V58H230ZM235 59V58H234ZM235 59V61H237ZM264 58H262V60H263ZM37 60V59H36ZM155 60V59H154ZM172 60V59H171ZM213 60V59H212ZM216 60H217V58H216ZM227 60V59H226ZM233 60V59H232ZM90 61V60H89ZM108 61V60H107ZM239 61V62H240ZM252 61V60H251ZM260 61H261V59H260ZM260 61H258L259 63H260ZM23 62H25V61H23ZM37 62V61H36ZM39 63H40V60L38 61ZM109 62V61H108ZM156 62V61H155ZM202 62V61H201ZM200 61H198V63L200 64L201 63ZM224 62H225V60H224ZM233 62V61H232ZM238 62V61H237ZM238 62V63H239ZM38 63V64H39ZM93 63H94V61H93ZM110 63V62H109ZM234 63H236V62H234ZM233 63V64H234ZM238 63H236V64H238ZM253 63H255L254 61H253ZM252 63V64H253ZM41 64V63H40ZM108 64V63H107ZM146 64V63H145ZM170 64V63H169ZM199 64H197V65H199ZM202 64H205V63H203L202 62ZM214 64V63H213ZM226 64H228V63H226ZM241 64H242V62H241ZM242 64V65H243ZM261 64V63H260ZM263 64H264V61H263ZM21 65H22V63H21ZM26 65V64H25ZM96 65V64H95ZM105 65V64H104ZM239 65H240V63H239ZM243 65V66H244ZM246 65H249V66H246ZM259 65V64H258ZM23 66V65H22ZM112 66H113V64H112ZM144 66V65H143ZM165 65L163 64V63H159V60H158V63L156 62L155 63V70L157 71V72H160V71H162V70H160L162 67H164ZM227 66V65H226ZM241 66V65H240ZM255 66V65H254ZM257 66V65H256ZM264 66V65H263ZM36 67V66H35ZM93 67H94V69H95V66H94V64H93ZM213 67V66H212ZM225 67V66H224ZM228 67V66H227ZM232 67V69H230ZM231 67L229 68L230 70V72H232L233 71V69H237L238 68V70H240L239 69V67H237V68H234L232 65H231ZM262 67V66H261ZM34 68V67H33ZM106 68V67H105ZM143 68H146L145 66L143 67ZM186 68V69H187ZM204 68V67H203ZM208 68V67H207ZM209 68H210V66H209ZM216 68H218L217 66H216ZM251 68H252V65H251ZM254 68H256V67H254ZM84 69V68H83ZM200 69H201V67H200ZM258 69H259V66H258ZM258 69H256V70H258ZM77 70H79V67H78V69ZM92 70V69H91ZM96 70H97V68H96ZM143 70V69H142ZM204 70V69H203ZM210 70H214V69H210ZM217 70V69H216ZM226 70V69H225ZM237 70V71H238ZM261 70V71H260ZM260 70H258L257 72H261L262 73V69H260ZM75 71H76V69H75ZM117 71V70H116ZM145 71V70H144ZM143 71V72H144ZM165 71V70H164ZM202 71V70H201ZM206 71H208L209 72V70H207L206 69V67H205V70H204V72H206ZM227 71V70H226ZM225 71V72H226ZM237 71H235V72H237ZM53 72H55V71H53ZM95 72V71H94ZM156 72V73H157ZM185 72H187L186 70H185ZM198 72H200V71H198ZM197 72V74H199ZM212 72V71H211ZM210 72V73H211ZM218 72H220V71H218ZM230 72H229V74H230ZM234 72V73H235ZM239 72V71H238ZM240 72H241V70H240ZM146 73V72H145ZM202 73V72H201ZM201 73H200V76H202L201 75ZM215 73V72H214ZM213 72H212V74H214ZM223 73V72H222ZM254 73H256V72H254ZM253 73V74H254ZM84 74V73H83ZM114 74H115V71H114V69L113 68H111V67H109V68H107L106 69V71H105V73H104V77H103V75H102V79L101 80H99L97 83L95 82V87H96V91H97V93L100 95V97H102V96H104V97H106L107 98V96L111 93V88H109V85L108 84H110V83H108V80L110 79V78H112L113 76H114ZM140 74V76L142 75V73H139ZM223 74H225V73H223ZM229 74H227V75H229ZM243 74V73H242ZM248 74V73H247ZM248 74V75H249ZM253 74H252V76H253ZM259 74V73H258ZM52 75V74H51ZM50 75V76H51ZM88 75V74H87ZM95 75V74H94ZM98 75V74H97ZM97 75H96V77H97ZM160 75V74H159ZM192 75V74H191ZM209 75V74H208ZM220 75H222V74H220ZM220 75H218V77L220 76ZM226 75V74H225ZM240 74H238V83H242V82H239V78H240V80L241 79H243L244 80V78H241V76H239ZM246 74H244L243 76H245ZM250 75L248 76V77H246V78H250L251 79V77H250ZM257 74H255L254 76H256ZM261 75V77L264 75V71H263V73L262 74H260ZM116 76V75H115ZM189 76V75H188ZM193 76H194V74H193ZM198 76V75H197ZM206 76V75H205ZM210 76V75H209ZM230 76V75H229ZM231 76H232V78H233V73L231 74ZM237 76V75H236ZM235 76V77H236ZM253 76V77H254ZM258 76V75H257ZM256 76V77H257ZM46 77V76H45ZM44 77V78H45ZM136 77V76H135ZM156 77V76H155ZM203 77V76H202ZM214 77V76H213ZM228 77V76H227ZM226 77V78H227ZM260 77V76H259ZM264 77V76H263ZM84 78H85V75H84ZM138 78V77H137ZM144 75H143V77L141 78V81H142V83H143V85H144V88L143 89H145V87H149L150 89L152 88L153 89V87H150L151 85H149V84H147L146 82H147V80L146 81H144ZM204 78V77H203ZM208 78H210V77H208ZM221 78H223V76L221 77ZM230 79H231V77H229ZM50 79V78H49ZM53 79V78H52ZM88 79V78H87ZM91 79V78H90ZM93 79V78H92ZM95 79H97V78H95ZM139 79H140V77H139ZM187 79V78H186ZM215 79V78H214ZM213 79V80H214ZM224 79V78H223ZM264 79V78H263ZM262 78H252V80H254L253 81V83H252V85H249V86H242V88L239 86V88L240 89H242V92H244L245 93V95L247 96H245L247 99H246V101H241L240 99L238 100L237 98V100H238V105H236V107L234 108V111H233V113L234 112H236V114H237V116H238V118L237 119H239V117L240 116H242V115H244V116H248V118L249 117H251L252 119H256V118H258L260 121H258V122H260L261 124H262V129L264 130V108H263V105L262 104H260V102L262 101L263 102V104H264V100H262L263 98H260V96H259V94H263L264 95V80H263ZM46 80V79H45ZM55 80V79H54ZM54 80H52V81H54ZM202 80V78L200 79V81ZM204 80V79H203ZM208 80V79H207ZM222 80V79H221ZM226 80H229V79H226ZM232 80V79H231ZM242 80V81H243ZM49 81H51V80H49ZM51 81V82H52ZM135 81H137L136 80V78H135ZM139 81V80H138ZM189 81V80H188ZM247 81V80H246ZM46 82H47V80H46ZM83 82V81H82ZM91 82H92V80H91ZM94 82H93V84H94ZM114 83L116 82V81H113ZM190 82V81H189ZM197 82V81H196ZM201 82H203V81H201ZM205 82H207V84H208V81H205ZM213 82H215V81H213ZM216 82H217V80H216ZM221 82H223V81H221ZM225 82V81H224ZM231 81H229L228 82V84L230 83ZM244 82V81H243ZM248 82V81H247ZM252 82V81H251ZM53 83V82H52ZM73 83V82H72ZM193 84H194V82H192ZM198 83V82H197ZM196 83V84H197ZM210 83H212V81L210 82ZM209 83V84H210ZM219 83V82H218ZM217 83V84H218ZM234 83H236V81H234L233 82V84ZM48 84V83H47ZM92 84V85H93ZM147 84V85H146ZM199 84V83H198ZM225 84H226V82H225ZM225 84H221L223 87H224V89H225V91H226V86L227 85H225ZM243 84V83H242ZM138 85V84H137ZM142 85V84H141ZM212 85V84H211ZM230 85V87H231V84H229ZM235 85H237V84H235ZM246 85V84H245ZM91 86V85H90ZM196 86H199V85H196ZM17 87V86H16ZM83 87V86H82ZM87 87V86H86ZM94 87V86H93ZM113 87H114V85H113ZM112 87V88H113ZM219 87V86H218ZM222 87V88H223ZM229 87V86H228ZM234 87V86H233ZM237 87V86H236ZM236 87H234V88H236ZM66 88V87H65ZM89 88V87H88ZM139 88V87H138ZM142 88V87H141ZM148 88V89H149ZM193 88V87H192ZM198 88V87H197ZM220 88H221V86H220ZM239 88L237 89V90H239ZM71 89V88H70ZM82 89H84V88H82ZM154 89H155V87H154ZM156 89H158V88H156ZM217 89V88H216ZM228 89V88H227ZM233 89V88H232ZM232 89H228L227 91H229V90H232ZM7 90V89H6ZM16 90V89H15ZM77 89H75V91H76ZM113 90H115V88L113 89ZM138 90H140V89H138ZM191 90H193V89H191ZM196 90V89H195ZM195 90L193 91V93L195 92ZM219 90V89H218ZM13 91V90H12ZM11 91V92H12ZM46 91V90H45ZM74 91V90H73ZM79 91V90H78ZM95 91V92H96ZM142 91V90H141ZM155 90H153V92H154ZM197 91V90H196ZM222 91V90H221ZM224 91V90H223ZM72 92V91H71ZM93 92V91H92ZM137 92V91H136ZM147 92H148V90H147ZM233 92H234V90H233ZM14 93V92H13ZM12 93V94H13ZM76 93H78L77 91H76ZM83 93V92H82ZM97 93H96V95H97ZM129 93L131 94V92H128V93H124V98H129L128 96H130L129 95ZM163 93H161L162 95H163ZM198 93V92H197ZM203 93H201V94H203ZM222 93H224V92H222ZM230 93V92H229ZM46 94V93H45ZM128 94V95H127ZM158 95H160L159 93H157ZM200 94V95H201ZM226 94H227V92H226ZM240 94V93H239ZM43 95V94H42ZM78 95V94H77ZM198 95H199V93H198ZM221 95V94H220ZM40 96V95H39ZM47 96V95H46ZM45 96V97H46ZM49 96V95H48ZM110 96V95H109ZM108 96V97H109ZM147 96H148V94H147ZM170 96L169 97H166L167 99L169 98L170 99ZM195 96V95H194ZM224 96H225V94H224ZM235 97H236V95H234ZM240 96H241V94H240ZM258 96H259V99H261V101L260 102H258L259 100H258ZM262 96V95H261ZM42 97V96H41ZM50 97V96H49ZM48 97V98H49ZM138 97V96H137ZM221 97H222V95H221ZM235 97H234V99H235ZM245 97L244 98H242V99H245ZM43 98V97H42ZM42 98H40V100L42 101ZM134 100H133V102H137V100H136V97L135 96H133L132 97ZM219 98V97H218ZM226 98V97H225ZM239 98H241V97H239ZM257 98V99H256ZM47 99V98H46ZM145 99H147V98H145ZM154 99V98H153ZM220 99V98H219ZM222 99H224L223 97H222ZM227 99V98H226ZM229 99V98H228ZM102 100V99H101ZM108 100V99H107ZM138 100H139V98H138ZM161 101L162 103H163V101L162 100H164V98L163 99H158V101ZM174 100V99H173ZM197 100V99H196ZM45 101H47V100H45ZM72 101V100H71ZM124 101V100H123ZM148 101V100H147ZM166 101V100H165ZM221 101V100H220ZM223 101H225V100H223ZM228 101V100H227ZM241 101V102H240ZM25 102V104H26V102L27 101H24ZM23 102V103H24ZM103 102H105V101H103ZM139 102V101H138ZM155 102V101H154ZM153 102V103H154ZM222 102V101H221ZM231 103H232V106L234 105L233 103V101L231 100L230 101ZM236 102V101H235ZM22 103V104H23ZM30 103V102H29ZM45 103V102H44ZM48 103V102H47ZM144 103V102H143ZM152 103V102H151ZM175 103V102H174ZM218 103V102H217ZM229 103V102H228ZM231 103H229V105H231ZM50 104V103H49ZM121 104H122V102H121ZM126 104H128V103H126ZM125 104V105H126ZM141 104V103H140ZM176 104V105H177ZM222 104V103H221ZM226 104V106H227V103H225ZM259 104L262 106L261 107V109L263 108V111L261 110V111H258V108H259ZM27 105V104H26ZM63 105V104H62ZM61 105V106H62ZM160 105V104H159ZM179 105V104H178ZM220 105V104H219ZM228 105V106H229ZM23 106H25V105H23ZM54 106V105H53ZM60 106V107H61ZM124 106V105H123ZM145 106H146V104H145ZM152 106V105H151ZM161 106V105H160ZM165 106V105H164ZM222 106V105H221ZM221 106H219V107H221ZM227 106V107H228ZM56 107H58V106H56ZM68 107V106H67ZM66 107V108H67ZM103 107V106H102ZM134 107V106H133ZM144 107V106H143ZM142 107V108H143ZM187 107V106H186ZM189 107V108H190ZM217 107V106H216ZM223 107L224 106H222V109H223ZM234 107V106H233ZM25 108V107H24ZM136 108V107H135ZM145 108V107H144ZM151 108V107H150ZM155 108V107H154ZM178 108V107H177ZM188 108V107H187ZM218 108V107H217ZM26 109H28V106H26ZM104 109V108H103ZM149 109V108H148ZM147 109V110H148ZM166 109V110H165ZM164 110H165V125L163 126V128H162V130H161V133H162V136H168L169 137V135H170V133L172 132V130L178 125V124H180L181 123V120L184 118H180V115H181V113H180V115L177 113L178 111L176 110V107L175 106H169L168 104H167V107L165 108ZM216 109V108H215ZM57 110H59V109H57ZM121 110V109H120ZM133 110H135V109H133ZM144 110H146V109H144ZM143 110V111H144ZM150 110V109H149ZM160 110V109H159ZM162 110V109H161ZM179 110V109H178ZM182 110H185V109H182ZM223 110H225V109H223ZM226 110H227V108H226ZM229 110V109H228ZM260 110V109H259ZM124 111V110H123ZM153 111V110H152ZM181 111V110H180ZM179 111V112H180ZM190 111H189V113H190ZM193 111V110H192ZM191 111V112H192ZM194 111V112H195ZM200 111V112H201ZM219 111V110H218ZM221 111V110H220ZM29 112V111H28ZM97 112V111H96ZM105 112V111H104ZM138 112V111H137ZM184 112V111H183ZM183 112H182V115H183ZM98 113V112H97ZM99 113H100V111H99ZM144 113V112H143ZM149 113V112H148ZM152 114H153V112H151ZM158 113H160V112H158ZM157 113V114H158ZM222 113H224L223 111H222ZM229 113V112H228ZM62 114V113H61ZM102 114H104V113H102ZM130 114H132V113H130ZM142 114V113H141ZM193 114V113H192ZM225 114V113H224ZM223 114V115H224ZM231 114V113H230ZM66 115H67V113H66ZM105 115V114H104ZM104 115H102V116H100V115H98V116H100V117H98V119L97 120H99L98 122H100V123H102L103 124V122L106 120V118H105V116ZM139 115V114H138ZM147 115V114H146ZM145 115V113H144V116H146ZM149 115H150V113H149ZM154 115H155V113H154ZM182 115H181V117H182ZM191 115V114H190ZM195 116H196V114H194ZM193 115V116H194ZM235 115V114H234ZM142 116V115H141ZM184 116V115H183ZM199 116V115H198ZM198 116H197V118H198ZM202 116V115H201ZM206 116V115H205ZM206 116V117H207ZM232 116V115H231ZM236 116V117H237ZM244 116H242V117H244ZM63 117V116H62ZM66 117V116H65ZM150 117H151V115H150ZM152 117H153V115H152ZM151 117V118H152ZM218 117H220L219 115H218ZM218 117H216L217 119H218ZM221 117H222V115H221ZM90 118V117H89ZM92 118V117H91ZM155 118V117H154ZM196 118V119H197ZM207 118V119H208ZM107 119H109V118H107ZM146 119H148V117L146 118ZM184 119H186V118H184ZM189 119V118H188ZM188 119H186V121L188 120ZM202 119H204V118H202ZM202 119H197V123H198V127H200L201 125H203L202 123H203V120ZM227 119H228V117H227ZM230 119V118H229ZM236 119V118H235ZM234 118L232 119H230L231 121L233 120H235ZM236 119V120H237ZM247 119V118H246ZM252 119H250V120H252ZM141 120V119H140ZM153 120V119H152ZM155 120V119H154ZM153 120V121H154ZM192 120V119H191ZM209 120V121H210ZM235 120V121H236ZM257 120V119H256ZM109 121V120H108ZM148 121V120H147ZM152 121V124L154 123ZM162 121V120H161ZM186 121H183L182 120V123H185L186 124ZM216 121V120H215ZM223 121V120H222ZM221 121V122H222ZM231 121H229L228 122V124H230V122ZM232 121V122H233ZM240 121V119L238 120V122ZM243 121L244 120H242V124H241V122H239L240 124H241V126H242V128L244 127V125L245 124H243ZM247 121H248V119H247ZM247 121H245V122H247ZM107 122V121H106ZM151 123V119L148 121V123ZM155 122H156V120H155ZM189 122H190V120H189ZM194 122V121H193ZM193 122L191 123V124H193ZM218 122H219V120H218ZM225 122H226V120H225ZM237 122V121H236ZM238 122H237V125H239L238 124ZM244 122V123H245ZM258 122H256L257 124H258ZM96 123V122H95ZM99 123V124H100ZM158 123V122H157ZM160 123V122H159ZM158 123V124H159ZM163 123V122H162ZM197 123H195V124H197ZM209 123V122H208ZM227 123V122H226ZM253 123H255V122H252V124ZM255 123V124H256ZM64 124V123H63ZM98 124V125H99ZM184 124V125H185ZM190 124V125H191ZM194 124V125H195ZM204 124H205V121H204ZM223 124V123H222ZM221 124V125H222ZM225 124V123H224ZM223 124V125H224ZM255 124H253V125H255ZM257 124H256V127H258L257 126ZM107 125V124H106ZM111 125V124H110ZM187 125H189V124H187ZM211 125V124H210ZM216 125V124H215ZM233 125H234V122H233ZM250 125H251V122H250ZM258 125H260V124H258ZM59 126V125H58ZM57 126V128H59ZM97 126V125H96ZM155 126H156V124H155ZM179 126V125H178ZM181 126V125H180ZM227 126H229V125H227ZM235 126V125H234ZM249 126V125H248ZM106 127H108V125L106 126ZM111 127V126H110ZM184 127V126H183ZM191 127V126H190ZM193 127V126H192ZM197 127V128H198ZM201 127H204V125L203 126H201ZM200 127V128H201ZM215 127H217V126H215ZM219 127V126H218ZM222 127H224V126H222ZM221 127V128H222ZM238 129H239V127L238 126H236ZM236 127H234L235 129H237ZM98 128V127H97ZM100 128H101V126H100ZM159 128V127H158ZM177 128V127H176ZM185 128V127H184ZM187 129L189 128V126H187L186 127ZM195 128V127H194ZM220 128V129H221ZM248 128V127H247ZM247 128H243V129H245V130H247ZM251 128H253V126H251ZM251 128H248V130H249V132H247V133H249V135H248V140H249V138H250V140H251V137H249L251 134H250V130H252ZM103 129V128H102ZM179 129V128H178ZM177 129V130H178ZM181 129V128H180ZM205 130H206V128H204ZM204 129H199L200 130V135H202L201 134V132H203L204 133ZM210 129V128H209ZM216 129V128H215ZM229 129H231V126H230V128ZM229 129H226V131H229ZM233 129V128H232ZM231 129V131L233 132V130ZM234 129V130H235ZM253 129H255V128H253ZM258 130H259V128H257ZM60 130V129H59ZM176 130V131H177ZM195 130V129H194ZM214 129H212V131H213ZM217 130V129H216ZM240 131H241V129H239ZM247 130V131H248ZM261 130V129H260ZM259 130V131H260ZM175 131V132H176ZM192 131V130H191ZM191 131H190V133H191ZM208 130H206V132H207ZM210 131H211V129H210ZM210 131H209V135L212 133V131H211V133H210ZM215 131V130H214ZM221 131H224V130H221ZM237 131V130H236ZM236 131H235V133H236ZM54 132H55V130H54ZM53 132V133H54ZM181 132H184V131H182V129H181ZM217 133L215 134V133H213V134H215V135H213V137H211V138H208L209 136H208V133H207V137H203V135H202V137L199 135H197V137H196V139H195V142H193V143H189V144H185V145H183L182 146V150L186 153V155L187 156H184V157H187L185 160H184V163L182 164V162H181V165H180V169H183L182 171H184V178H185V181H188V182H190V183H192V184H194L193 185V191H196V192H199V190L200 191H203L206 187H209V184H207L206 183V181L204 180V174H201V172H199V170L198 169H200L201 170V168H199V166H197L198 167V169H197V167L195 168L194 167V165H195V161L196 160H200L201 162H200V164H204L205 166L204 167H208V169L209 168H212V169H209V170H211V172L213 171V173H215L214 172V170L216 171V172H218V173H221V171L223 172L224 171V174H225V171L227 170L226 168L228 167L229 168V162L227 163H225V161L224 160H222L221 158H216V160L215 161H213L214 159H210V160H212V161H210L209 160V158L210 157H208V159H207V157H205L206 158V160H204V162L202 161L203 160V157H204V155H203V153H205V152H208V153H216L220 148H222L223 150V153L224 152H226V154L228 153V150L231 148L230 147V145H231V143L229 144V139H230V141H232V143H234V142H236V140L235 139H237V138H235L234 140V142H233V139H231V138H233V136L232 137H229V139H228V141L226 140V138L224 137V135L222 134V133H218L219 131H216ZM243 132H244V130H243ZM242 131L240 132V133H242L243 135L242 136H247V134L246 133H243ZM257 132V134L259 133L258 131H256ZM261 132H262V130H261ZM194 133H196V131L194 132ZM231 133V132H230ZM234 132H233V134H235ZM238 133V132H237ZM240 133H239V135H240ZM251 133H252V131H251ZM254 133V132H253ZM177 134V133H176ZM180 134V133H179ZM226 134H227V132H226ZM244 134H246V135H244ZM255 134V133H254ZM254 134H252V143L250 142V145H248V147H247V149H246V151H244V153L246 154V152H247V155L250 157V161H251V159H252V164H253V166H255L256 168H257V166H258V168L257 169H254L255 170V173H256V175H258L257 174V172H259L260 171V166L262 167V165H260V161L261 160H264V149L263 150H260V151H258L259 149H260V147L258 146V145H256V144H254L253 143V141H257V139H255V137H254ZM264 134V133H263ZM263 134H260V136H262L263 137ZM140 135V134H139ZM186 135V134H185ZM191 135H192V133H191ZM238 135V134H237ZM259 135V134H258ZM257 135V136H258ZM55 136H56V134H55ZM256 136V137H257ZM260 136H258V138L260 137ZM28 137H30V136H28ZM96 137V136H95ZM239 137V136H238ZM244 137V138H245ZM127 138V137H126ZM243 140H242V142L243 141H247V140H244V138L243 137H241ZM28 139H30V138H28ZM100 140L102 139V138H99ZM129 139H130V137H129ZM137 139H138V135H137ZM167 139H169V138H167ZM174 139V138H173ZM245 139H247V137L245 138ZM253 139H255V140H253ZM263 139V141H264V138H262ZM261 139V140H262ZM31 140H32V138H31ZM96 141H94L95 142V145H97L99 142L97 141V139H95ZM105 140V139H104ZM104 140H102V143H103V141ZM108 140V139H107ZM106 140V141H107ZM109 140H110V138H109ZM142 140V139H141ZM170 140V139H169ZM188 140H189V138H188ZM238 140H240V137L238 138ZM259 140V139H258ZM6 141V140H5ZM27 140H25V142H26ZM29 141V140H28ZM125 141H126V139H125ZM124 141V142H125ZM135 141V140H134ZM185 141V140H184ZM187 141V140H186ZM260 141V140H259ZM258 141V142H259ZM40 142V141H39ZM39 142H38V146H41V145H39ZM172 142V141H171ZM182 142H183V139H182ZM241 142V141H240ZM248 142V141H247ZM262 142V141H261ZM34 144H35V142H33ZM37 143V142H36ZM107 143H110V142H108L107 141ZM131 143H133V142H131ZM246 143V142H245ZM249 143V142H248ZM260 143V142H259ZM264 143V142H263ZM260 144L263 148H264V144ZM9 144V143H8ZM22 144H23V142H22ZM26 144H28V142L26 143ZM42 144V143H41ZM105 144V143H104ZM126 144H128V143H126ZM178 144V143H177ZM235 144V143H234ZM247 144V143H246ZM246 144H244V143H242V145H246ZM25 145V144H24ZM32 145V144H31ZM92 145V144H91ZM113 146H114V144H112ZM112 145H109V146H112ZM117 145V144H116ZM119 145H121V144H119ZM132 145V144H131ZM176 145V144H175ZM27 146V145H26ZM29 146V145H28ZM33 146V145H32ZM43 146V145H42ZM94 146V145H93ZM101 146V145H100ZM99 146V147H100ZM108 146V147H109ZM112 146V148H114ZM128 146V145H127ZM135 145H133V147H134ZM142 146V145H141ZM164 146H165V144H164ZM236 146H238V145H236ZM259 147V149L258 150H256V148L255 147ZM10 146H8V148H9ZM21 147H22V145H21ZM35 147H37V146H35ZM92 147V146H91ZM97 147V146H96ZM98 147V148H99ZM105 146L103 145V148H104ZM115 147H117V146H115ZM118 147H120V146H118ZM118 147H117V149L116 150H118ZM126 147V146H125ZM136 147V146H135ZM143 147V146H142ZM146 147H148V146H146ZM152 147V146H151ZM171 147V146H170ZM181 147V146H180ZM232 147H233V144H232ZM241 147V146H240ZM239 147V148H240ZM245 147V146H244ZM262 147H261V149H262ZM16 148H18V147H16ZM15 148V149H16ZM46 148V147H45ZM56 148V147H55ZM123 148V147H122ZM127 148V147H126ZM129 148V147H128ZM14 149V150H15ZM20 149V148H19ZM25 149H26V147H25ZM29 149H30V147H29ZM38 149V148H37ZM37 149H34V150H37ZM42 149V148H41ZM41 149H39L40 151H41V156H42V150ZM89 149V148H88ZM91 149V148H90ZM105 149V148H104ZM129 149H131V148H129ZM144 149V148H143ZM180 148L178 149V148H175V149H171V150H162L163 152V156L165 157V160H169V161H171L172 159H174L175 157H176V155H177V153H179V150H181ZM242 150H244L243 149V146H242V148H241ZM12 150V149H11ZM14 150H12L13 152H14ZM23 150H24V148H23ZM31 151L33 150V148L32 149H30ZM47 150V149H46ZM93 150H95V149H93ZM96 150H98L97 148H96ZM99 150H101V149H99ZM122 150V149H121ZM120 150V151H121ZM126 150V149H125ZM128 150V149H127ZM181 150V151H182ZM237 150H239L238 148H237ZM1 151V150H0ZM4 151V150H3ZM7 151H8V149H7ZM16 152H18V151H20V150H15ZM26 151V150H25ZM27 151H29L28 149H27ZM39 151V152H40ZM53 151V150H52ZM70 151V150H69ZM72 151V150H71ZM89 151V150H88ZM102 151H104V150H102ZM111 151H113V150H111ZM110 151V152H111ZM123 151V150H122ZM130 151H132V150H130ZM145 150H143V152H144ZM240 151V153H239V155L242 153V155H243V152L241 151V150H239ZM239 151H236V149H234L233 150V153L234 152H236V153H231V155L233 154V155H236V156H239L238 154H237V152H239ZM5 152H6V149H5ZM22 152V151H21ZM30 152V151H29ZM44 152V151H43ZM46 152H48V151H46ZM87 152V151H86ZM6 153H8V152H6ZM5 153V154H6ZM10 153V152H9ZM8 153V154H9ZM15 153V152H14ZM25 153V152H24ZM45 153V152H44ZM88 153V152H87ZM98 153V152H97ZM123 153V152H122ZM222 153V152H221ZM4 154V153H3ZM3 154L2 153H0V155H2L3 156ZM7 154V155H8ZM11 154H13V153H11ZM29 154V153H28ZM35 154H37L36 152H35ZM35 154H34V156H35ZM72 154V153H71ZM83 154H85V153H83ZM95 154V153H94ZM99 154H100V152H99ZM107 154H108V152H107ZM103 154L102 155V157H101V160H99V162L100 163H98V164H101V165H109V164H111L112 163V161H111V163H108L112 158L113 159H115L114 157L117 155V154H115L114 152H111L110 154ZM114 154H115V156H114ZM45 155V154H44ZM53 155V157H54V161L56 160L57 162H59V164L63 167V172L60 170V172H62V174L61 173H58V174H61L62 175V177L60 176V178H62V183L64 184V188H65V191H64V189H63V193L61 194V193H57V191H59L57 188H56V179L54 180L52 177H53V172H54V169L52 168V165H50V164H48V165H50L51 166V168H50V166H49V168H50V170H48V168L46 169V167H47V165H46V163L48 162H46V160H47V158L46 159H44V156H43V158L42 157H40V159L42 158L43 160H41L42 162L41 163H38V159H37V157H36V159H37V161H36V159L34 160L33 158H32V156L30 155H27V152H26V155H24V154H13V155H9V157H10V160H9V164H8V166H5V165H3V164H0V228H2V229H5L6 230V232H7V237L6 238H8L9 240H10V245H11V248L15 251V250H20V251H22L23 253L25 252V254L28 256V258H29V262H30V264H70L72 261H71V259H73V264H103L102 263V260H103V258L104 257H101V256H103V255H105V254H103L102 255V251H104V247H106L105 245L106 244H110V246H111V244L112 245H114V247H113V249H112V252H114L113 254L115 255V253H120V250L124 247V246H127V245H134V244H136L135 243V241L138 239L139 240V242L141 243V241H140V239H141V237H138V236H134L133 234L132 235H124L123 233V235H120V236H118V235H112L111 234V227L113 226V224H115V225H117V223H121L122 221L124 222V220H126V218H125V216H127L126 214H127V212H128V210H127V212H125L126 210L125 209H123V207L120 205H118L119 204V202L117 203V198H116V196H118L119 194H123V199L125 198V199H128L129 198V196H130V198H131V195H132V193H133V191H132V188H131V183H133V182H131V178H130V174L128 173H126L125 172V170H123L122 168L121 169H119L120 167H118V166H116V167H118V169H116V174H115V176H103L104 177V180H103V189L102 190H99L100 192L96 195L95 194V196H89V194L91 193L92 194V192H91V190L89 191V186H87L88 187V191H86L85 190V188H83L84 186H80V185H78L77 184V182H76V180H75V178H74V176H73V174H75L73 171H69V170H67L69 167V165L72 163V159H71V157H70V155L69 154H67V153H65L64 152V150L63 151H60V150H58L57 151V149H56V151L52 154ZM203 155V156H202ZM230 155V156H231ZM242 155H240L241 157H243ZM5 156V155H4ZM3 156V157H4ZM31 157L30 159H33L34 161H36L37 163H33V162H30V160H29V157ZM37 156V155H36ZM80 156H81V154H80ZM88 156H91V155H88ZM92 156H94L93 154H92ZM91 156V157H92ZM101 155H98L97 154V157H100ZM139 156H141V155H139ZM180 156V155H179ZM209 156V155H208ZM222 156V155H221ZM229 156V157H230ZM235 156V157H236ZM246 156V155H245ZM245 156L243 157V160H245L244 158H245ZM247 156V157H248ZM3 157H2V159H3ZM7 157V156H6ZM6 157H5V159H6ZM47 157V156H46ZM117 157V156H116ZM212 157V156H211ZM232 157V156H231ZM241 157L239 158V159H241ZM246 157V158H247ZM249 157H248V159H249ZM1 158V157H0ZM151 158H153V157H151ZM155 158H157V157H154V159ZM214 158V157H213ZM233 158V157H232ZM237 158V159H238ZM4 159V160H5ZM8 159V158H7ZM7 159L5 160V161H7ZM39 159V160H40ZM100 159V158H99ZM117 159V158H116ZM120 159V158H119ZM179 159V158H178ZM230 159V158H229ZM228 159V160H229ZM236 159V158H235ZM248 159H246L247 161H249ZM98 160V159H97ZM160 160V159H159ZM5 161H4V164H5ZM120 161V160H119ZM154 161H158V159L157 160H154ZM174 161V160H173ZM177 161H179V160H177ZM182 161H183V159H182ZM241 161H242V159H241ZM1 162H2V160H1ZM0 162V163H1ZM140 162V161H139ZM175 162V161H174ZM173 162V163H174ZM203 162V163H202ZM169 164H170V162H168ZM197 163H198V161L196 162V165H197ZM74 164V163H73ZM72 164V165H73ZM112 164H114V163H112ZM111 164V166H113ZM155 164V163H154ZM156 164H158V162L156 163ZM161 164H164L163 162H161ZM174 164H176V163H174ZM233 166H231V169L234 171V170H238V168L236 167V169H235V164H233V163H231ZM246 165H248V162H246L245 163ZM251 164V163H250ZM263 164H264V162H263ZM101 165L100 166H98V167H101ZM115 165V164H114ZM141 165V164H140ZM177 165V164H176ZM195 165V166H196ZM242 165H243V163H242ZM241 165V166H242ZM61 166H60V168H61ZM120 166H122V165H120ZM173 166V165H172ZM172 166H171V168H172ZM203 166V165H202ZM250 167V169H251V167H252V165H249ZM155 167H156V165H155ZM243 167H244V165L242 166V170H241V172L247 167H244V169H243ZM55 168V167H54ZM110 170H111V168H110V166L108 167ZM158 168H159V166H158ZM160 168H161V165H160ZM159 168V169H160ZM175 168V167H174ZM178 168H179V166H178ZM203 168V167H202ZM252 168H254V167H252ZM262 168H264V167H262ZM261 168V169H262ZM156 169V168H155ZM204 169H206V168H204ZM226 169V170H225ZM247 169H248V167H247ZM249 169V170H250ZM114 170V169H113ZM161 170L163 171H165V173H162L161 175H154V176H152L153 177V179L156 181V183H158V188H156V189H158V194H161V195H165V188L164 187H166V186H164L165 184H166V181H167V177H169L170 176V174H169V176H167L168 174L166 173V172H168V170L167 169H163V168H161ZM167 170V171H166ZM173 170V169H172ZM171 170V171H172ZM219 170H220V172H219ZM27 171H29V172H34L36 175H37V177H38V180L36 179V181H30V180H27L26 179V177L28 176V174L26 173ZM56 171V170H55ZM115 171V170H114ZM129 171V170H128ZM174 171H175V169H174ZM174 171H172V172H174ZM181 170H180V172L179 173H181L182 172ZM233 171H229L230 172V176H232V172ZM245 171V170H244ZM263 171V170H262ZM152 172V171H151ZM159 172V171H158ZM157 172V173H158ZM237 172L238 171H236L235 173H236V176L239 174L240 175V177H238V178H236V179H239L240 180V178H241V176H243L242 174H240L239 172H238V174H237ZM249 172V175H251V174H253L254 172L251 170V172L250 171H248ZM53 173V174H52ZM169 173V172H168ZM204 173H206V172H204ZM212 173V174H213ZM217 173V174H218ZM254 173V174H255ZM260 174L262 173V172H259ZM30 174V173H29ZM34 174V175H35ZM57 174V175H58ZM155 174H156V172H155ZM182 174H183V172H182ZM211 174V175H212ZM222 174V173H221ZM220 174V175H221ZM253 174V175H254ZM264 174V173H263ZM35 175V176H36ZM79 175V174H78ZM77 175V176H78ZM106 175V174H105ZM177 175H180V174H177ZM234 175V174H233ZM246 175H247V171H246ZM253 175H252V178H253ZM59 176V175H58ZM133 175L131 174V177H132ZM176 176V175H175ZM182 176V177H183ZM210 176V175H209ZM212 176H214V175H212ZM218 176V175H217ZM216 176V177H217ZM260 176V178H262L263 179V177H264V175H263V177H261V175H259ZM80 177V176H79ZM224 177V176H223ZM227 177V176H226ZM250 177V176H249ZM210 178V177H209ZM219 178V177H218ZM217 178V179H218ZM222 178V177H221ZM220 178V179H221ZM247 178V177H246ZM245 178V179H246ZM251 178V177H250ZM250 178H248L249 180H252V179H250ZM254 178H256V176L254 177ZM34 179H35V177H34ZM76 179H78V177L76 178ZM89 179V178H88ZM136 179H138L137 177H136ZM176 179V178H175ZM174 179V180H175ZM178 179V178H177ZM229 179V178H228ZM230 179H232V180H234V178L232 177H230ZM235 179V181H237ZM243 177L241 178V180H245ZM86 180V179H85ZM134 180V179H133ZM145 180V179H144ZM182 180V179H181ZM180 180V181H181ZM214 180H216V179H214ZM224 180V179H223ZM257 180V179H256ZM261 179H259V181H260ZM79 181H80V179H79ZM100 181V180H99ZM135 181V180H134ZM178 181V180H177ZM179 181V182H180ZM210 181V180H209ZM262 181V180H261ZM263 181H264V179H263ZM57 182H60L59 180H57ZM136 182V181H135ZM134 182V183H135ZM140 182V181H139ZM147 182V181H146ZM179 182H176V183H178L179 184ZM182 182V184H185V182L184 181H181ZM180 182V183H181ZM187 182V183H188ZM212 182V181H211ZM219 182V181H218ZM222 182H224L225 184H222V185H215V186H212V185H210V187H214V188H208V189H210L209 190V192H211L210 194H212L213 192H215L216 194H219V195H221L222 196V198H223V200L225 199V198H230L231 199V197H230V195H231V188H230V184L229 183H227V182H225V181H222ZM237 182H239V181H237ZM247 182H248V180H247ZM246 182V183H247ZM254 182H255V179H254ZM148 183V182H147ZM172 183H174V182H172ZM216 183V182H215ZM236 182H234L233 184H234V186L236 185L235 184ZM241 183V182H240ZM239 183V184H240ZM243 183H244V181H243ZM242 183V184H243ZM249 184H251L250 183V181L248 182ZM62 184V185H63ZM81 184H83V183H81ZM85 184V183H84ZM83 184V185H84ZM100 184V183H99ZM136 184V183H135ZM135 184H134V186H135ZM177 184V185H178ZM233 184H232V187H233ZM252 184H254V183H252ZM256 182H255V184H254V186H256ZM260 184V183H259ZM101 185V184H100ZM136 185H138V183L136 184ZM144 185V184H143ZM171 185V184H170ZM170 185H168V186H170ZM189 186H191V184H188ZM214 185V184H213ZM244 185V184H243ZM260 185H263V183L262 184H260ZM140 186V188H139V190H141V192L143 191V189L145 188L144 186V188L142 189L141 188V186L142 185H139ZM164 186V187H163ZM172 186V185H171ZM180 186V185H179ZM182 186H184V185H182ZM182 186H180L179 188L181 189V188H183ZM186 186L187 185H185V187H184V190L183 189H181L182 190V192L180 191V189H179V191L181 192V195L182 194H184L186 191H185V189H187L186 188ZM250 186V185H249ZM86 187V186H85ZM154 187V186H153ZM173 187V186H172ZM188 187V186H187ZM248 187V186H247ZM250 187H252V186H250ZM91 188V187H90ZM102 187H100L99 189H101ZM134 188H136V186L134 187ZM175 188H178V186H175ZM190 188H192V187H190ZM236 187H234L233 189L234 190H236V192H237V189L239 190V188H238V186H237V188L235 189ZM245 188V187H244ZM244 188H243V190H244ZM56 189H57V191H56ZM96 189V188H95ZM150 189H152V188H150ZM169 189L171 190V187H169ZM174 189V188H173ZM172 189V190H173ZM208 189L207 190H204V192L205 191H208ZM250 189V188H249ZM154 190V189H153ZM167 190H168V187H167ZM176 190H178V189H176ZM175 190V191H176ZM240 190H241V188H240ZM246 190V189H245ZM244 190V191H245ZM93 191V190H92ZM131 191H132V193H131ZM134 191H136V193H137V190H134ZM149 191V190H148ZM174 191V192H175ZM183 191H185L184 193H183ZM169 192V191H168ZM172 192V191H171ZM174 192H172L173 194H174ZM178 192V191H177ZM177 192H175V194H177L178 195V193ZM180 192H179V194H180ZM195 192V193H196ZM209 192H207V193H209ZM94 193H95V191H94ZM139 193H140V191H139ZM144 193V192H143ZM150 193H151V190H150ZM154 193V192H153ZM202 193V192H201ZM207 193L205 192L204 194H206L205 196L207 197ZM213 194V196H211L212 197V199H211V197H209L208 199H206V200H209V199H211V201H213L214 202V199L213 198H215L214 197V195L216 196V194ZM235 193V192H234ZM234 193L232 192V195L234 196L233 198L235 199V195H234ZM238 193V192H237ZM236 193V194H237ZM241 195L244 197L245 195H243L244 193L241 191ZM246 193V192H245ZM249 193H251V194H249ZM131 194V195H130ZM169 194H171V193H169ZM169 194H168V196H169ZM172 194V195H173ZM192 193H191V191H190V195H191ZM199 194V193H198ZM204 194H200L201 196V198L203 197V198H205L204 197ZM209 194V195H210ZM239 194V193H238ZM248 194L250 195L249 197H247V195H246V197L247 198H244V200H243V202H241L242 203V206H240L239 204H241V203H239V201H238V203L236 202V206H237V204L241 207V210H242V207H243V210H245L246 211V213L247 212H249L250 213V211H255V210H257L256 211V215L259 217V219H264V186H259V187H256V188H254L251 192H248ZM133 195H135V194H133ZM142 195V194H141ZM143 195H145V194H143ZM151 195H152V193H151ZM160 195V198L162 197ZM171 195V196H172ZM181 195L179 196V197H181ZM192 195H195V194H192ZM192 195H191V198H192ZM196 195H197V193H196ZM208 195V196H209ZM240 195V194H239ZM239 195H237V197L239 196ZM63 196H64V198H63ZM139 196V195H138ZM138 196L135 198V199H138ZM153 196V198L155 199L157 196H159V195H155V194H153L152 195ZM167 196V197H168ZM218 196V195H217ZM224 196V197H223ZM173 197V196H172ZM172 197H170L169 196V198H172ZM185 197H187V195L186 196H184V197H182V198H185ZM190 196H188L187 198L188 199H190L189 198ZM199 197V198H200ZM220 197V196H219ZM236 197V198H237ZM242 197V198H243ZM90 199V201H91V203H93L94 202V200H97L96 202V205L98 206V208H101L102 210L101 211H103L104 212V215L103 214H100V215H98L97 216V214H95L96 215V217L94 216V217H92L93 215V213L94 212H92V214L90 215L89 213V215H87V214H83V217H82V222L80 223V225L78 226V227H80L81 229H83V234L81 233V232H78V233H81L82 235H83V237H84V242H82V241H80V242H82V244L80 243V245H77V244H75V246L77 245L78 246V249L77 250H74L75 251V253H73V254H75L74 256V258H73V256H70V253H69V257H67V253H68V250H67V248L65 247V246H63V242L64 241H66V234H65V232H64V230H66V228L64 227V226H66L65 224H64V216H62L63 214H61V213H59V212H57V210H54V207L58 204V203H61V206L62 205H64L63 204V202L64 201H75V202H83V201H85V200H87V199ZM120 198V197H119ZM132 198H134V196L132 197ZM142 198V197H141ZM140 198V199H141ZM147 198H149V197H147ZM146 198V199H147ZM159 198V200H158V202L160 201V200H162V199H160ZM174 198V197H173ZM173 198H172V200H173ZM186 198V199H187ZM197 198V197H196ZM196 198L194 199V200H196ZM200 198V200L201 201H203L202 199ZM221 198V197H220ZM145 199V200H146ZM175 199V198H174ZM229 199V200H230ZM232 200V201H230L229 202V204H231V205H233L231 202H235L236 201V199L235 200ZM237 199H239V198H237ZM144 200V201H145ZM148 200V199H147ZM157 200V199H156ZM156 200H153V201H155L156 202ZM172 200H171V202H172ZM198 200V199H197ZM226 200V199H225ZM228 200V199H227ZM226 200V201H227ZM242 199H240V201H241ZM123 201V200H122ZM127 201V200H126ZM131 201H132V199H131ZM134 201H136V200H134ZM133 201V202H134ZM152 200L150 199V201H148V202H151ZM177 201V200H176ZM179 201V200H178ZM180 201H182V199L180 200ZM179 201V202H180ZM186 200L184 199V202L183 203H187L188 201H186ZM190 201H193L192 199L190 200ZM199 201V200H198ZM210 201V200H209ZM219 201V200H218ZM222 201V200H221ZM226 201H225V203H226ZM140 202H143V201H140L139 200V204H140ZM155 202H153V204L155 203ZM157 202V203H158ZM168 202V201H167ZM170 202V203H171ZM182 202H180V203H182ZM197 202V201H196ZM196 202H194V204H192V203H189V204H191L190 205V209H188V213L189 214H187L186 212V210H184V212L186 213L185 214V216L186 215H189V216H187V220H185L186 221V223H187V229L185 230L184 229V227H182L181 228V225H180V222L181 221H179V220H181L182 218L184 219L185 217H183L184 215V213L182 212V215H179V216H181L180 217V219H179V217H177L175 214L177 213V212H175V213H173L174 215H175V217L173 218V220H169V222L170 223H165V224H167L163 229H165V231H163V234H164V232H165V235H164V238H163V240H161L158 236L159 235H156L157 236V239H155V237H154V239H153V236H154V233L152 232V230L150 231L151 233H152V235H151V237L152 238H150V240H153V242L152 243H149L147 246H146V254H145V256L147 255L148 256V258L149 259H151V261H157V260H160L161 262H163V264H181V263H183V264H203V259L204 258H207V260H205L204 259V261H205V263L204 264H230V262H233V263H235V262H237V260H236V257L237 256H239V255H243V254H241V251H240V248L239 247H237L236 245L238 244H236V242H234L233 241V246L231 247V248H229V247H227V245H229V244H227L228 242L226 241V239L225 240H223V238L225 237H223L222 235H224V234H227L226 232H227V229H225L224 227H227V223H225L223 220H225V218H226V212H225V210L227 209L228 210V216H232V215H230L231 213H230V209L229 208H237L236 206H235V204H234V206L233 207H229V206H231V205H229V204H227V206L229 207V208H226L222 213H223V216L224 215H226L225 216V218L224 219H222V217L219 215H216L214 212V214L216 215V216H218V217H220V219L225 223V226L223 225H220L219 223H217V222H215V224H217V226H221V227H217V226H215V224L213 223V222H211V223H213V225H214V227H217L216 229L217 230H215L214 229V227L212 228V230L214 229V231L211 233L212 235H213V233L214 232H216L213 236L214 237H212V235L210 234V235H207L208 234V231H209V227L211 226H213V225H211L210 223V225L207 227V225L208 224H206L205 222L207 221H203V223H205L206 224V228H204L203 229V227H202V230H201V232H200V234L198 233V235H200V237H199V241H197V243L195 242V243H193V238H191V235H194V234H191L192 232H191V230H193V229H191L190 230V227L194 224V222H195V220H196V224L197 225H200L201 226V223L199 224V220H198V218H197V215H198V217H199V215L201 216V214L203 215V211L205 210V208H204V210H203V208H202V202H201V204H200V201H199V203H197L196 204ZM204 202V201H203ZM206 202V201H205ZM213 202H211V204L213 203ZM217 201H215V203H216ZM224 202V201H223ZM72 203V202H71ZM85 203V202H84ZM88 203V201L86 202V204ZM91 203L89 204V206L91 205ZM128 203V202H127ZM147 203V202H146ZM159 203H161V202H159ZM163 203H164V200H163ZM163 203H162V205H163ZM182 203V204H183ZM208 203H210V202H208ZM219 203V202H218ZM225 203H224V205H225ZM228 203V202H227ZM129 204V203H128ZM142 204V203H141ZM150 204V203H149ZM152 204V208H153V206L155 207V205H153ZM175 204V203H174ZM176 204H179L178 202L176 203ZM175 204V206H179V208H180V205H176ZM211 204H207L208 206L209 205H211ZM143 205V204H142ZM151 205V204H150ZM161 205V204H160ZM159 204L157 205V206H160ZM187 205H188V203H187ZM186 205V206H187ZM206 205V204H205ZM216 205V204H215ZM218 205V204H217ZM219 205H222V202H220V204ZM219 205H218V207H219ZM58 206V205H57ZM60 206V205H59ZM61 206H60V208H61ZM67 206V205H66ZM83 206V205H82ZM85 206V205H84ZM125 206V205H124ZM127 206V205H126ZM125 206V207H126ZM130 206H132V204L130 203ZM134 206H136L137 207V205H135V203H134ZM144 206V205H143ZM146 206V205H145ZM148 207H150L149 205H147ZM157 206H156V209H160L159 207L157 208ZM174 206V207H175ZM183 206H184V204H183ZM185 206V207H186ZM204 206V205H203ZM212 207H214L213 206V204L211 205ZM223 206V205H222ZM222 206H220V207H222ZM226 206V205H225ZM226 206V207H227ZM87 207V206H86ZM92 207V206H91ZM93 207H94V204H93ZM124 207V208H125ZM135 207V208H136ZM163 207V206H162ZM187 207H189V205L187 206ZM219 207V208H220ZM224 207V206H223ZM240 207H238L239 209H238V212L240 213ZM62 208H63V206H62ZM77 208H79V207H77ZM95 208V207H94ZM98 208H97V210H98ZM167 208V207H166ZM178 208V209H179ZM183 207L181 206V208L180 209H182ZM225 208V207H224ZM67 209V208H66ZM68 209H69V207H68ZM74 209V208H73ZM81 209V208H80ZM88 209H89V207H88ZM126 209H127V207H126ZM130 209H134V208H130ZM142 210H143V208H141ZM148 209H151V208H147V210ZM168 209V208H167ZM166 209V210H167ZM174 209V208H173ZM177 209V210H178ZM179 209V210H180ZM213 209V208H212ZM212 209H210V212H212ZM216 209H217V206H216ZM221 209V208H220ZM262 210V212H258V210ZM75 210V209H74ZM85 210V209H84ZM96 210V212L98 213V211ZM154 210V209H153ZM162 211L163 210H165V205H164V209H161ZM161 210H159V211H161ZM175 210V209H174ZM226 210V211H227ZM68 211V210H67ZM71 211V210H70ZM82 211V210H81ZM88 211H90V210H88ZM155 211V210H154ZM152 212V210H151V213H150V210L148 211V214L150 213V216H151V219H152V216H154V218L155 219H157V225H158V223L160 224L161 222H158V220L160 221L161 219H162V221L164 222V220H163V215L165 216V217H170L169 215L168 216H166V214L164 213H162V214H159V213H155V212ZM157 211V210H156ZM161 211V212H162ZM206 211V210H205ZM205 211H204V213H205ZM216 211H219V209H217ZM234 210L232 209V212H233ZM78 213H79V211H77ZM133 212H134V210H133ZM160 212V213H161ZM163 212H165V211H163ZM166 212H168V211H166ZM210 212L209 211H206V213H207V215H208V213L210 214ZM225 212V213H224ZM236 212H237V209H236ZM237 212V213H238ZM242 212V211H241ZM244 212V211H243ZM242 212V213H243ZM50 213H52V216H51V218L48 220H46V222L44 221V223L42 222L45 218V215L46 214H50ZM67 213V212H66ZM69 213V214H68ZM68 213H67V215L70 217V212L68 211ZM85 213V212H84ZM91 213V212H90ZM101 213V212H100ZM129 213V212H128ZM180 213H181V211H180ZM179 212L177 213V214H180ZM219 213H220V211H219ZM218 213V214H219ZM221 213V214H222ZM230 213V214H229ZM241 213V214H242ZM246 213H245V215H246ZM254 213V212H253ZM80 214H81V212H80ZM130 214H132L131 212H130ZM130 214H129V216H130ZM133 214H135L136 215V212L135 213H133ZM168 214V213H167ZM172 214V213H171ZM172 214V215H173ZM233 214V213H232ZM239 215L240 216V218H241V216L244 218V213L242 214V215ZM140 215H142V214H140ZM139 215V216H140ZM211 215V214H210ZM234 215V214H233ZM250 215V214H249ZM248 215V216H249ZM251 215H252V213H251ZM256 215H252L253 217L254 216H256ZM77 216H78V214H77ZM128 216V217H129ZM143 216V215H142ZM227 216V217H228ZM235 217H236V214L234 215ZM239 216H238V220H239ZM256 216V217H257ZM48 216H46V218H47ZM173 217V216H172ZM203 217V216H202ZM204 217L206 218V216L204 215ZM207 217H210V216H207ZM215 217V216H214ZM213 217V219H215ZM217 217V218H218ZM68 218V217H67ZM77 218H79V217H77ZM132 218V217H131ZM134 218H135V216H134ZM139 218V217H138ZM142 218H146V215L145 216H143ZM140 219L141 221H143L144 219ZM205 218L203 219V218H201V220L203 219V220H205ZM216 218V219H217ZM231 218V217H230ZM233 218V217H232ZM242 218V219H243ZM246 218V217H245ZM248 218V217H247ZM249 218H250V216H249ZM255 218V217H254ZM253 218V219H254ZM130 219V218H129ZM133 219V218H132ZM148 218H146L145 219V223H146V221H148L147 220ZM150 219V218H149ZM168 219V218H167ZM182 219V220H183ZM199 219H200V217H199ZM220 219H218L219 221H221ZM251 219H252V217H251ZM197 220H198V223H197ZM208 220H210V221H212L211 220V218L209 219L208 218ZM218 220H214V221H218ZM226 220H228L229 222H230V220H234V219H230L229 220V218H226ZM236 220V219H235ZM234 220V221H235ZM241 220V219H240ZM248 220V219H247ZM255 220V219H254ZM66 221H68V219H66L65 220V222ZM70 221V220H69ZM81 221V220H80ZM79 221V222H80ZM129 221V220H128ZM127 221V222H128ZM134 221V220H133ZM133 221H130V222H133ZM210 221H208V222H210ZM227 221V222H228ZM234 221H231V222H234ZM242 221V223L243 222H246L247 223V221H245V219H243V220H241ZM256 221V220H255ZM26 222L28 223V222H30V224L31 223H33V228H35V229H33L32 231H26L27 233H25V234H22L21 232H20V230L22 231V227H23V225H25L26 224ZM127 222H125V223H127ZM166 222V221H165ZM230 222V223H231ZM253 222V221H252ZM262 222V221H261ZM264 222V221H263ZM262 222V223H263ZM66 223H68V222H66ZM138 223V222H137ZM142 223V222H141ZM147 223H149L150 224V222H147ZM223 223V224H224ZM230 223H228L229 225H230ZM234 223H236V222H234ZM238 224L240 223V222H237ZM236 223V224H237ZM246 223H243V224H246ZM249 224H250V221L248 222ZM254 223V222H253ZM259 223V222H258ZM44 224L47 226V228H49V230H50V232H49V235L48 236H46L45 234H44V236H42L41 237V230H42V227H41V230H40V226H44ZM122 224V223H121ZM121 224H120V226H121ZM131 224V223H130ZM139 224V223H138ZM148 224V226H150ZM195 224V225H196ZM205 224H203V225H205ZM219 224V225H218ZM76 225V224H75ZM114 225V226H115ZM124 225V223L122 224V226ZM131 225H133V224H131ZM183 225H184V223H183ZM202 225V226H203ZM232 225V224H231ZM230 225V226H231ZM240 225V224H239ZM239 225H237V226H239ZM242 225V224H241ZM247 225V224H246ZM245 225V226H246ZM257 225V224H256ZM120 226H118V227H116V229L118 228H122V227H120ZM159 226V225H158ZM162 226H163V224H162ZM184 226H186V225H184ZM194 226V225H193ZM200 226L198 227L199 229H200ZM233 226V225H232ZM244 225H242V226H240V227H242V228H245V227H243ZM248 227H252L253 228V226H254V224H253V226L252 225H247ZM259 226V225H258ZM257 226V227H258ZM76 227V226H75ZM74 227V228H75ZM130 227V226H129ZM134 227H135V224H134ZM196 227V226H195ZM205 227V226H204ZM240 227H239V229H240ZM255 227V226H254ZM256 227V228H257ZM260 227V226H259ZM258 227V228H259ZM65 228V229H64ZM113 228V227H112ZM127 228H128V225H127ZM126 228V226L123 228L124 230L125 229H127ZM133 228V226L131 227V229ZM139 229H140V231H141V228L140 227H138ZM149 229H152V228H150V227H148ZM197 228V229H198ZM207 228H209L208 230H207ZM234 228H238V227H234ZM81 229L79 230V231H81ZM115 229V230H116ZM129 229V228H128ZM127 229V230H128ZM135 229V228H134ZM138 229V230H139ZM146 229H147V227H146ZM146 229H144L145 231H146ZM148 229V230H149ZM163 229H161V231L163 230ZM196 229V230H197ZM225 229V230H224ZM229 229H230V227H229ZM232 229V228H231ZM239 229H235V233H238L239 231H237V230H239ZM264 229V228H263ZM23 230H24V228H23ZM48 230V231H49ZM75 230H76V228H75ZM77 230H78V228H77ZM111 230V231H110ZM123 230V231H124ZM136 230V229H135ZM135 230H133L136 234H137V231H135ZM143 230V229H142ZM250 230V229H249ZM252 230V229H251ZM251 230H250V232H251ZM1 231V230H0ZM119 231V230H118ZM126 231V230H125ZM130 231V230H129ZM175 231H177V233L176 234H174V232ZM194 231H195V229L193 230V233H194ZM199 231V230H198ZM224 231H226L225 233H224ZM228 231H231V230H228ZM237 231V232H236ZM241 231V230H240ZM23 232V231H22ZM113 232V231H112ZM121 232V231H120ZM131 232V231H130ZM142 232V231H141ZM141 232H139V235H141ZM147 232H149V231H147ZM197 232V231H196ZM232 232V231H231ZM233 232H234V230H233ZM243 232H244V230H243ZM242 232V233H243ZM253 232V231H252ZM255 232V231H254ZM261 232V231H260ZM5 233V232H4ZM24 233V232H23ZM76 233V232H75ZM77 233V234H78ZM131 233H133V232H131ZM146 234V232H143V234ZM229 233V232H228ZM235 233H229L230 235L231 234H234V238H236V237H238L237 236V234L235 235ZM241 233V234H242ZM245 233V232H244ZM247 233V232H246ZM258 233V232H257ZM121 234V233H120ZM128 234V233H127ZM159 234L161 235L162 233H160L159 232ZM248 234V233H247ZM253 234V233H252ZM252 234H250V236L252 235ZM262 234V233H261ZM79 235V234H78ZM150 235V234H149ZM148 235V233H147V236L148 237H150ZM195 235H197V234H195ZM195 235L193 236V237H195ZM228 235V234H227ZM243 235H245V234H243ZM142 236V235H141ZM144 236V235H143ZM142 236V237H143ZM208 236V237H207ZM209 236H210V241H208V238H209ZM232 236V235H231ZM236 236V237H235ZM241 237H242V235H240ZM246 236V235H245ZM249 236V237H250ZM253 236V235H252ZM79 237H80V235H79ZM78 237V238H79ZM198 237V236H197ZM212 237V238H211ZM227 237H229L230 238V236L228 235ZM227 237H225V238H227ZM241 237H239L240 239H241ZM146 238V237H145ZM214 238H216V242H214ZM229 238H227V240H229ZM233 238V237H232ZM251 238V237H250ZM253 238V237H252ZM71 239V238H70ZM149 239V238H148ZM194 239H196V238H194ZM198 239V238H197ZM196 239V240H197ZM231 239V238H230ZM255 239V238H254ZM263 239V238H262ZM69 240V239H68ZM78 240V239H77ZM80 240V239H79ZM142 240H144V239H142ZM237 240H239V239H237ZM242 240V242H243V244H242V242H240L239 243V245L241 244V245H244V241H243V238L241 239ZM241 240H239V241H241ZM147 241V240H146ZM165 241V243L167 244V246L165 247V248H162L163 250H161V252L159 251V247L160 246H162ZM222 241H226L227 243L226 244H224V242L222 243ZM239 241H237V242H239ZM245 241H247V239L245 240ZM250 242V241H249ZM255 242V241H254ZM258 243H257V245H261L262 243H259V241H257ZM9 243V242H8ZM140 243H138V244H140ZM143 243V242H142ZM141 243V244H142ZM163 243V244H162ZM209 243H211L210 245H209ZM229 243H230V241H229ZM234 243L236 244V245H234ZM246 243V242H245ZM137 244V245H138ZM145 244V243H144ZM143 244V245H144ZM162 244V245H161ZM247 244V243H246ZM245 244V245H246ZM250 243H248L247 245H249ZM238 245V246H239ZM240 245V246H241ZM244 245V246H245ZM252 245V243L250 244V246ZM256 245V244H255ZM263 245V244H262ZM261 245V246H262ZM8 246H9V244H8ZM135 246V245H134ZM140 246V245H139ZM142 246V245H141ZM141 246L139 247L140 249H141ZM165 246V245H164ZM163 246V247H164ZM207 247H208V249H207ZM242 247V246H241ZM246 247V246H245ZM252 247V246H251ZM251 247H250V249H251ZM254 247V246H253ZM258 247V246H257ZM256 247V248H257ZM263 247V246H262ZM108 248H109V246H108ZM127 248V247H126ZM243 249H244V247H242ZM247 248H248V246H247ZM259 248V247H258ZM11 249V250H12ZM138 249V248H137ZM142 249H144V247L142 248ZM141 249V250H142ZM160 249H161V247H160ZM249 249V250H250ZM252 249H254V248H252ZM262 249V248H261ZM123 250V252H124V249H122ZM121 250V251H122ZM145 250H143L142 252H144ZM259 251H260V249H258ZM126 251V250H125ZM140 251V250H139ZM245 251H246V249H245ZM259 251H256V250H253V252H258L259 253ZM16 252V251H15ZM127 252H129L128 250L126 251V253ZM262 252H263V250H262ZM261 251H260V253H262ZM8 253V252H7ZM12 253V252H11ZM11 253H9V255L8 254H6L5 255V253H4V255L2 254V256L0 255V264H28V263H26L25 262V259L22 257V259H19V257L17 256V258H14L13 256H10V255H12ZM132 253V252H131ZM246 253H247V251H246ZM245 253V254H246ZM15 254V253H14ZM112 254V255H113ZM116 254V256H114V257H116V259H117V256L119 255H117ZM133 254H134V252H133ZM132 254V255H133ZM137 253H136V251H135V255H136ZM138 254H141L140 252L138 253ZM253 255V253L251 252L250 253V255ZM255 254V253H254ZM16 255V254H15ZM25 255V256H26ZM120 255H122L121 253H120ZM129 255H131V254H129ZM135 255H134V257H135ZM142 255H143V253H142ZM247 255V254H246ZM21 256V255H20ZM23 256V255H22ZM106 256H107V254H106ZM108 256H109V252H108ZM112 256V257H113ZM123 256V255H122ZM138 256V255H137ZM146 256V257H147ZM204 258H203V257ZM253 256H255V255H253ZM262 256H264L263 254H262ZM129 257H131V256H129ZM139 257V256H138ZM131 258V260L132 259H139L138 260V262L139 263H142V259L143 258ZM203 259H202V258ZM244 257H245V255H244ZM249 257V256H248ZM247 257V258H248ZM68 258H69V260H68ZM121 258V257H120ZM217 258H218V260H217ZM239 258V257H238ZM246 258V259H247ZM250 258V257H249ZM251 258H252V256H251ZM102 259V260H101ZM107 259H108V257H107ZM112 259H114V258H112ZM240 259V258H239ZM245 259V258H244ZM245 259V260H246ZM254 258H252V260H253ZM264 259V258H263ZM118 260H120V259H118ZM121 260H123V259H121ZM120 260V262H122ZM130 260V259H129ZM128 260V261H129ZM140 260H141V262H140ZM146 259H143V261H145ZM241 260V259H240ZM251 260V259H250ZM255 260H256V257H255ZM259 260V259H258ZM107 261H111L110 259L109 260H107ZM106 261V263H108ZM114 261V260H113ZM112 261V262H113ZM134 261V262H133ZM247 261H249V260H247ZM246 261V262H247ZM111 262V263H112ZM132 262L133 263H135L136 264V261L135 260H132ZM137 262V263H138ZM241 262H243L242 264H244V263H246V262H244V261H241ZM252 262H255V261H252ZM251 262V263H252ZM259 262V261H258ZM105 263V262H104ZM110 262L108 263V264H111ZM129 263V262H128ZM127 263V264H128ZM146 263H147V261H146ZM112 264H114V263H112ZM124 264V263H123ZM143 264H145V262L143 263ZM151 264V263H150ZM238 264V263H237ZM250 264V263H249ZM253 264V263H252ZM255 264V263H254ZM260 264V263H259ZM264 264V263H263Z\"/></svg>",
    "mask_w": 264,
    "mask_h": 264
}]
</instances>
